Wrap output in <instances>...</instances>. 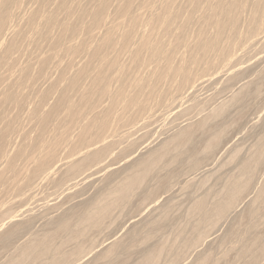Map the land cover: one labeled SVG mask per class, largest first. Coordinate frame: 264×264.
Masks as SVG:
<instances>
[{
    "label": "bare ground",
    "instance_id": "6f19581e",
    "mask_svg": "<svg viewBox=\"0 0 264 264\" xmlns=\"http://www.w3.org/2000/svg\"><path fill=\"white\" fill-rule=\"evenodd\" d=\"M21 2V0H19ZM19 1L18 0H0V38L3 35V31L5 28V25L7 24L8 21L13 20L14 19L12 17H15L16 15L17 18L19 17V15H21L20 11H21V6L19 5ZM29 1V0H27ZM32 1V0H31ZM51 0H38V6L35 9H32V11L29 12L28 15H26L23 18V24L24 27L22 28H18L16 27L15 23L13 28H9L10 29V33L12 35V40H10L9 42H5L4 40H0V68L1 66L4 67V65L11 63L12 59H14L15 57L12 56L13 53L15 55V52H17L19 50V45L16 46L17 43V39L23 38L27 43L30 44H34L35 46H39L40 42L43 44L44 41H48V33L46 30L52 28V27H58V36L51 42L50 45H46L47 48L48 46L51 49V55L50 57H46L44 59L41 60V65L43 67H45V65L47 64V62L49 63L50 58H52V56L56 59L60 58L61 53H63L62 55L66 56L68 59V61H73L75 58H78L82 55H85L86 58L85 60H80V62L78 60H76V62L78 61L81 65L77 66L76 63V68L74 70L69 71L67 68V66H58L57 68H54L58 71L57 72V76H58V80L55 81L54 79V83L49 82L50 85L52 83L51 86H53V88L48 85V88L50 86V89H46L45 91L41 90V94H39L38 96V100L40 102H38L39 104L41 103V101L43 102L44 100L47 101V97L50 100L49 95L51 94V96L53 95V93L57 94L56 100L54 102L53 100V104L50 105V107L47 109V111H44V113H39L35 110H33L32 112H30L28 115L29 119L32 121H35L36 123H34L35 125L38 124L39 128H38V133H37V137L39 138L40 141H42V144L38 145L37 147H34L32 145L36 144L34 142H31V146L33 148H35V150L31 147V151L32 153H35V156L33 157L32 161L29 162L31 159V157H29L28 154L29 150H30V146H29V150L27 152V157H29V161L27 158V163H33V164H27L29 166L32 165V169L30 170L29 167L28 169L31 171L29 174L26 173L25 169V173L26 176H21L22 180L19 178L17 179L18 182L20 181L21 183H19V185L21 187H30L32 186V183H35L34 180L37 179L38 181V176L40 175L42 178V174L44 171H47L46 173H44L45 175V180L49 179L48 181H50L52 179L55 173L58 174L61 172V177L58 179L57 184L63 183L61 182L62 180H65L63 178H67L65 181H71L72 177L74 178L76 175L80 174V178H81V173H83L85 170L87 171L86 173H88V169H90V167L94 164H98L101 160L102 157H104L108 152V149L111 145L110 143H105L104 146L102 145V147H97L98 148H93L92 146L95 145V141L97 143V140H99V136L101 133L104 132V130L107 128V126L109 125V121L110 118L113 114H115L117 111H127L129 112L130 110H133L134 107L141 110L144 109L145 107H147L148 104L155 103L157 100L163 96L167 97L166 100H173L175 97L178 96H183L182 93L186 90L189 89L190 86H192L193 84H195L196 81H199L201 83H199L198 85L200 86V84L207 82L209 79H204V77H210L213 74H215L218 71H214L218 70L219 66L223 67V65H225V60H227V56L229 54V52H231L234 48L236 49L237 45L239 44L240 41H243L242 39H253L255 36H259L257 35L259 32H261V30L264 28V0H76L75 3L71 2L72 0H70V2H66V0H57L56 2V6L52 11L47 10L48 12L45 13V10H43L44 8L46 9V7H44V5H47ZM54 1V0H52ZM54 4V3H52ZM51 5V4H50ZM23 7V5H22ZM44 7V8H43ZM112 8L113 13L115 18H109L108 16V10ZM51 9V8H50ZM23 10V9H22ZM25 11V10H24ZM140 11H142L143 15L140 14ZM27 12V11H25ZM23 13V12H22ZM46 14V15H45ZM62 15V17L59 16ZM74 18L73 20H69V21H73L72 23L67 21V18L65 19V17ZM64 17V18H63ZM12 18V19H11ZM21 17H19L20 19ZM62 18V19H61ZM72 18V19H73ZM18 19V20H19ZM66 21H64V20ZM21 20V19H20ZM19 20V21H20ZM16 22V21H15ZM11 23V22H10ZM21 24V23H19ZM18 26V25H17ZM21 26V25H20ZM243 26V30L240 29ZM8 27V26H7ZM26 27V29H25ZM146 29V31H143L141 29ZM101 31V34H100ZM8 32V30H7ZM6 32V33H7ZM56 32V31H55ZM54 33V32H51ZM9 34V33H7ZM262 34V33H259ZM7 36V35H5ZM56 36V35H55ZM78 37L80 40L77 42H73L71 44L65 45L63 42L65 37ZM263 37V36H262ZM51 38V37H50ZM242 38V39H241ZM256 38V37H255ZM241 39V40H240ZM9 40V38H8ZM22 40V39H21ZM71 40V39H70ZM245 40V41H246ZM255 40V39H254ZM16 44H15V42ZM23 41V40H22ZM69 41V40H68ZM67 41V42H68ZM258 41V40H257ZM49 43V42H48ZM249 43V42H248ZM247 43V44H248ZM252 43V41H251ZM260 44V43H259ZM45 45V44H44ZM15 47H17L18 49H16ZM26 48V46H25ZM24 48V49H25ZM15 49L17 51H15ZM34 49V48H33ZM184 49L187 54L188 57L187 59H179V50ZM15 51V52H14ZM60 51V53H59ZM234 51V50H233ZM20 52V50H19ZM23 52V51H22ZM28 52V51H27ZM30 52V51H29ZM241 52V51H240ZM255 52V51H254ZM20 55V54H19ZM37 55V54H36ZM181 55V54H180ZM261 55V54H260ZM122 56H126L128 58V63H124L121 57ZM187 56V55H186ZM230 56V55H229ZM14 57V58H12ZM58 57V58H57ZM62 57V56H61ZM226 57V58H225ZM262 57V56H261ZM32 58V57H31ZM244 58V57H243ZM62 59V58H61ZM65 59V60H66ZM79 59V58H78ZM81 59V58H80ZM255 59V58H254ZM257 59V58H256ZM40 60V59H39ZM53 60V59H52ZM51 61V60H50ZM61 61V60H60ZM64 61V60H63ZM228 61V60H227ZM231 61V60H230ZM13 62V61H12ZM15 62V61H14ZM32 62V61H31ZM55 62V61H53ZM33 63V62H32ZM51 63V62H50ZM231 62H229L228 64H230ZM14 63H11V65ZM63 64V63H61ZM228 64H226L227 70L226 71H230V66H228ZM6 67H9V66ZM10 65V67H12ZM19 65V64H18ZM58 65V64H57ZM60 65V64H59ZM263 65V64H262ZM16 67V65H14ZM13 66V67H14ZM20 66V65H19ZM31 66V65H30ZM2 67V68H3ZM9 67V68H10ZM14 67V68H15ZM23 67V65L21 66ZM48 67V66H47ZM218 67V68H217ZM14 68H12L13 70H15ZM18 68V66L16 67ZM30 67H28L27 65L24 66L22 69L17 70L18 75L15 71L17 76H19V71L22 75H30ZM46 68V67H45ZM73 68V67H72ZM217 68V69H216ZM247 68V67H246ZM5 69V68H4ZM11 69V68H10ZM31 69V68H30ZM42 69V68H41ZM53 69V68H52ZM222 69V68H221ZM237 69V68H236ZM264 69V67H263ZM7 70V69H6ZM225 70V69H224ZM1 71V70H0ZM29 71V72H28ZM49 71V70H48ZM54 71V70H53ZM143 71V72H141ZM212 71V72H211ZM214 71V73H213ZM225 71V73H226ZM12 72V71H11ZM12 72V74H13ZM55 72V71H54ZM213 73L211 75H209V73ZM220 72V71H219ZM232 72V70H231ZM1 73V72H0ZM10 73V72H9ZM53 73V72H52ZM208 73V75H206ZM223 73V71H222ZM20 74V77H21ZM28 74V75H27ZM221 74V73H220ZM231 74V73H230ZM264 74V72L262 73ZM11 75V74H10ZM202 75V77H201ZM222 75V74H221ZM152 76V78H151ZM217 76V75H216ZM262 76V75H261ZM2 77V76H1ZM9 77V76H8ZM19 77V78H20ZM23 77V76H22ZM21 77V78H22ZM150 77V78H148ZM232 77V76H230ZM229 77V78H230ZM14 78V77H13ZM17 79L15 81H12L11 83L8 82V84L6 83V85H4L5 89L2 93V96L0 98V104L2 103L3 105H7V104H14L15 106H17L18 108V92L20 93V89H22L21 87V83ZM28 78V77H27ZM26 79V78H25ZM30 79V78H29ZM44 79V78H43ZM150 79V80H148ZM251 79V78H250ZM24 80V79H23ZM211 80V79H210ZM220 80V79H219ZM236 80V79H235ZM22 81V79L20 80ZM27 81V80H26ZM29 81V80H28ZM27 81V82H28ZM84 81H86V83H83ZM150 81V82H148ZM212 81V80H211ZM210 81V82H211ZM216 81V80H215ZM264 81V80H262ZM45 82V83H48ZM148 82V83H147ZM258 82V81H257ZM260 82V81H259ZM150 83V84H149ZM197 83V82H196ZM254 83V82H253ZM262 83V82H261ZM25 85H27L26 83H24ZM22 83V85H24ZM208 84V83H207ZM211 84V83H210ZM247 84V83H246ZM203 85V84H202ZM212 85V84H211ZM230 85V84H229ZM242 85V84H240ZM262 85V84H261ZM148 86V87H147ZM205 86V85H204ZM254 86V85H252ZM256 86V84H255ZM264 85H262L263 87ZM3 87V86H2ZM21 87V88H20ZM24 87V86H23ZM40 87V86H39ZM189 87V88H188ZM246 87V86H245ZM257 87V86H256ZM148 88V90H147ZM251 88V87H250ZM253 88V87H252ZM259 88V87H258ZM258 88L254 91L257 92ZM264 88V87H263ZM146 89V90H145ZM227 89V88H226ZM231 89V88H230ZM234 90V89H233ZM249 90V89H248ZM261 90H263L261 88ZM187 91V90H186ZM185 91V92H186ZM192 91V90H191ZM215 91V90H214ZM247 91V89H246ZM253 91L250 89V92ZM2 92V91H1ZM22 92V91H21ZM34 92V91H33ZM217 92V91H216ZM249 92V93H250ZM190 93V92H189ZM214 93V92H213ZM244 94V91L241 92ZM247 93V92H246ZM245 93V94H246ZM253 93V92H252ZM255 93V92H254ZM260 93V92H259ZM258 93V94H259ZM28 94V93H27ZM26 94V95H27ZM193 94V93H192ZM219 94V93H218ZM240 94V95H243ZM228 95V94H227ZM234 95V94H233ZM238 95L237 93V99H241L242 96ZM250 95V94H247ZM245 95V96H247ZM21 96V95H20ZM187 96V95H186ZM218 96V95H217ZM236 96V95H235ZM234 96V97H235ZM240 96V97H239ZM244 96V97H245ZM37 96H35L36 98ZM211 97V95H210ZM233 97V99H235ZM243 97V98H244ZM180 98V97H179ZM177 98L175 102H178ZM216 98V97H215ZM248 98V96H247ZM250 98V97H249ZM213 99V98H212ZM231 99V100H233ZM235 99V100H237ZM20 100V99H19ZM26 100V99H25ZM181 100V99H179ZM242 100V99H241ZM240 100V102H241ZM34 101V100H33ZM172 101V102H173ZM182 101V100H181ZM211 101V100H209ZM35 102V101H34ZM103 102H106L105 104H102ZM171 102V103H172ZM180 102V101H179ZM183 102V101H182ZM229 102V101H228ZM238 102V101H237ZM244 102V101H243ZM20 103V102H19ZM28 103V102H27ZM174 103V102H173ZM172 103V104H173ZM219 103V102H218ZM1 104V105H2ZM38 104V105H39ZM44 104V103H43ZM185 104V103H184ZM227 104V103H226ZM237 104V103H236ZM12 105V106H14ZM34 105V104H33ZM42 104H40L41 106ZM154 105V104H153ZM157 105V104H156ZM168 107L170 105L167 104ZM221 105V102H220ZM11 106V107H12ZM20 106V105H19ZM30 106V105H29ZM39 106V108H40ZM228 106V105H227ZM231 106V105H230ZM244 106V105H243ZM1 107V106H0ZM34 107V106H33ZM171 107V106H170ZM215 107V106H214ZM219 107V106H217ZM216 107V108H217ZM234 107V106H233ZM5 108V106L3 107ZM8 108V106H7ZM163 108V107H162ZM178 108V107H177ZM206 108V107H205ZM215 108V109H216ZM224 108V107H223ZM1 109V108H0ZM35 109V108H34ZM148 109V108H147ZM155 109V108H154ZM175 109V108H174ZM191 109V108H190ZM194 109V108H193ZM220 109V108H219ZM8 110V109H7ZM20 110V109H19ZM150 110V109H149ZM165 110V109H163ZM211 110V109H210ZM218 110V109H217ZM216 110V111H217ZM224 110V109H223ZM230 110V109H229ZM228 110V111H229ZM238 110V109H237ZM6 111V108H5ZM10 111V110H9ZM18 111V110H17ZM43 111V110H42ZM145 111V110H143ZM202 111V110H201ZM200 111V112H201ZM133 112V111H132ZM166 112V111H165ZM169 112V111H168ZM198 112V111H197ZM219 112V111H218ZM217 112V114H218ZM223 112V111H222ZM20 113V112H19ZM137 113V111H136ZM247 113V112H246ZM17 114V113H16ZM121 114V113H120ZM128 116L129 114L126 113ZM152 114V113H151ZM158 114V113H157ZM203 114V113H202ZM206 114V113H204ZM203 114V115H204ZM216 113H214L215 115ZM221 114V113H220ZM243 114V113H241ZM262 114V113H261ZM264 114V113H263ZM1 115V114H0ZM5 115V114H4ZM1 115V121L2 123L5 122V125L3 128L4 134L6 132H12L14 128L13 123L15 124L17 119L16 118L15 122L14 119H9L11 117L8 116L7 113V117ZM18 115V114H17ZM135 115V114H134ZM159 115V114H158ZM161 115V114H160ZM165 115V114H164ZM213 115V114H212ZM219 115V114H218ZM217 115V116H218ZM23 116V115H22ZM25 116V115H24ZM151 116V115H150ZM172 116V115H171ZM186 116V115H185ZM194 116V115H193ZM235 116V115H234ZM9 117V118H8ZM15 117V116H14ZM27 117V118H28ZM114 117V116H113ZM112 117V118H113ZM155 117V116H154ZM165 117V116H164ZM169 117V116H168ZM182 117V116H180ZM179 117V118H180ZM204 117V116H203ZM212 117V116H211ZM221 117V116H220ZM223 117V115H222ZM221 117V118H222ZM230 117V116H229ZM121 118V117H120ZM167 118V116H166ZM214 118V116L212 117ZM216 118H219L216 117ZM240 118V117H239ZM242 118V116H241ZM261 118V117H260ZM131 119V118H130ZM133 119V117H132ZM153 119V118H152ZM156 119V117H155ZM184 119V118H183ZM204 119V118H203ZM220 119V118H219ZM229 119V118H228ZM234 119V118H233ZM19 120V119H18ZM23 120V119H22ZM162 120V119H161ZM181 120V119H180ZM213 121L211 118L209 119H204L198 122V123H194L195 125L188 127V128H184L181 132H177L178 135L176 136V138H174L172 141L170 142H166L163 143L164 145L162 147H160L159 149H157V151L154 153V155L152 156L149 155L148 158H145L147 156H145L144 158L146 160H142V162L140 161V166L139 169L134 171V172H130L131 176L130 179L125 180L126 176L123 177L124 178V182L122 183H116L119 184L117 186L118 188H115V190L117 189V191L113 194L112 198H111V202L109 203L114 204V206L117 205H123L125 206V204L129 203V197H131L130 195L133 193V191L140 185V183L142 184V181L146 178H148V176L145 178V176L150 173L152 174V170L153 168L155 169L154 165L158 162L161 161V159L164 157V155L167 153L168 150H170V148L172 146H179V145H183L185 146V144H189L191 147L189 149H193L195 152L197 150L194 149V147H199L201 148V146L203 145H196L198 141H196V139L198 138H202L203 135H208V131L214 129V126L211 125V121ZM216 119H214L215 121ZM21 121V120H20ZM24 121V120H23ZM51 121H55L57 124L55 127V132L52 130V132H54L56 135V139L53 141H50V136H49V141L46 140V142H44L42 139L45 137L44 135L46 134V130L50 127L49 122ZM221 121V120H220ZM235 121V119H234ZM252 121V120H251ZM25 122V121H24ZM144 122V120H143ZM150 122V121H149ZM196 122V121H195ZM216 122V121H215ZM212 122V123H215ZM264 122V121H262ZM21 123V122H20ZM26 123V122H25ZM113 123V122H112ZM153 123V122H152ZM164 123V122H163ZM219 126V122H217ZM235 123V122H234ZM252 123V122H251ZM145 124V123H144ZM222 124V123H221ZM237 124V123H236ZM52 125H54V123H52ZM111 125V124H110ZM113 125V124H112ZM111 125V127H112ZM184 125V124H183ZM16 126V125H15ZM19 126V125H18ZM29 126V125H28ZM33 126V125H32ZM47 126H49L47 128ZM136 126V125H135ZM152 126V125H151ZM155 126V125H154ZM180 126V125H179ZM222 126V125H221ZM233 126V125H232ZM238 126V125H237ZM110 127V126H109ZM145 127V126H144ZM235 127V126H234ZM234 127H232L234 129ZM249 127V126H248ZM219 127H217L218 129ZM225 128V127H224ZM223 128V129H224ZM237 128V127H236ZM1 129V128H0ZM36 129V128H35ZM139 129V128H138ZM142 129V128H141ZM222 128H220V130H218V132H216L217 130H215V133L211 132V137H209V140H206L207 143L203 146V151L204 149L206 150V152L208 151L207 149H212V148H217L218 150V145L219 144V140L222 138L220 137V135L223 133V130H221ZM239 129V128H238ZM248 129V128H247ZM19 130V128H18ZM24 130V129H23ZM29 130V129H28ZM49 130V129H48ZM70 130H74L77 132V137L74 136V141L69 140V131ZM110 130V128H109ZM112 130V129H111ZM145 130V129H144ZM152 130V129H151ZM30 131V130H29ZM238 131V130H237ZM73 132V131H72ZM75 132V133H76ZM110 132V131H109ZM108 132V133H109ZM112 132V131H111ZM115 132V131H114ZM149 132V130H148ZM227 132V131H226ZM252 132V131H251ZM21 133V131H20ZM49 133V132H48ZM107 133V134H108ZM113 133V132H112ZM208 133V134H207ZM263 133V132H262ZM2 134V133H1ZM8 134V133H7ZM15 134V133H14ZM53 134V133H52ZM72 134V133H71ZM110 134V133H109ZM118 134V133H117ZM9 135V134H8ZM54 135V134H53ZM105 136V134H103ZM113 135V134H112ZM115 135V134H114ZM146 135V134H145ZM148 135V134H147ZM214 135V136H213ZM224 135V134H223ZM31 136V135H30ZM43 136V138L41 139V137ZM111 134L106 137L110 138ZM116 136V135H115ZM119 136V135H118ZM167 136V135H166ZM14 137V136H12ZM26 137V136H25ZM53 137V136H51ZM113 137V136H111ZM208 137V136H207ZM225 137V136H224ZM24 138V137H23ZM75 138H77L75 140ZM108 138H106L107 140H109ZM118 138V137H117ZM171 138V137H170ZM204 138V136H203ZM220 138V139H219ZM258 138V137H257ZM5 138H3V135H0V160L4 159L5 165L8 168V171H12L15 172L18 170H16V164L15 161L17 159V157L21 156L23 153H26V149H20L17 150V154L14 156L11 155H5V146L7 144V139L4 140ZM47 139V138H46ZM71 139L73 140V138L71 137ZM112 144L116 141L113 138ZM122 139V136H121ZM120 139V140H121ZM165 139V138H164ZM223 139V138H222ZM248 139V138H247ZM262 139V137H261ZM24 140V139H23ZM38 139H36L35 141H37ZM102 140V138H101ZM105 141V138L103 139ZM102 140V143H104ZM106 140V142H107ZM204 140V139H203ZM243 140V139H242ZM250 140V139H249ZM263 140V139H262ZM262 140H260L261 142H263ZM13 141V140H12ZM17 141V140H16ZM29 141V140H28ZM111 140H109L110 142ZM14 142V141H13ZM12 142V143H13ZM24 142V141H22ZM27 142V141H26ZM94 143V144H90V143ZM162 142V141H161ZM201 142V141H200ZM227 142V141H226ZM248 142V141H247ZM254 142V141H253ZM259 142V143H261ZM19 143V142H18ZM98 143L100 144L101 141L99 140ZM101 143V144H102ZM121 143V142H119ZM126 143V142H125ZM140 143V142H139ZM203 143V142H201ZM245 143V142H244ZM9 144V142H8ZM25 144V143H24ZM27 144V143H26ZM28 144V145H30ZM98 144V145H99ZM118 144V143H116ZM160 144V143H159ZM67 145V148L63 147L64 149H68V146H70L69 149H73L74 153L77 154V150L79 148L84 147V154L81 157L82 154H79L80 158L78 157V159H75V161H71L70 159H68V157H64V158H60L57 157V151L60 150V148L62 149V146ZM114 145V144H113ZM120 145V144H119ZM260 145V144H259ZM263 145V144H262ZM260 145L258 147L257 150H259V148L262 146ZM10 146V144L8 145ZM7 149L9 150L10 148ZM22 146V145H21ZM112 146V145H111ZM116 146V145H115ZM24 147V145H23ZM90 147H92V149H89ZM95 147V146H94ZM119 147V146H118ZM131 147V146H130ZM159 147V146H158ZM157 147V148H158ZM175 147H172L174 149H176ZM182 146H179V148ZM22 148V147H21ZM121 148V147H120ZM198 148V150H199ZM14 149V148H13ZM33 149V150H32ZM118 149V148H117ZM116 149V150H117ZM128 149V148H126ZM130 149V148H129ZM174 149L172 151H174ZM188 148L187 150L190 151ZM263 149V147H262ZM262 149H260L261 151H258V153H256L257 155L253 154L252 156H254L255 160H251L252 163L254 162V164H258L261 159L263 158V152ZM80 150V149H79ZM78 150V152H79ZM111 150V147H110ZM178 150V148H177ZM180 150V149H179ZM202 150V149H201ZM243 150V149H242ZM254 150V149H253ZM7 151V150H6ZM62 151V150H61ZM61 151H59L61 153ZM65 151V150H64ZM62 151V152H64ZM72 151V150H71ZM70 151V152H71ZM125 151V150H124ZM127 151V150H126ZM192 151V152H194ZM208 151V152H209ZM255 151V150H254ZM264 151V150H263ZM29 152V153H30ZM82 152V149H81ZM114 152V151H113ZM117 152V151H116ZM170 151H168L169 154ZM199 152V151H197ZM196 152V153H197ZM201 152V151H200ZM205 152V151H204ZM219 152V151H218ZM227 152V151H226ZM8 153V151H7ZM6 153V154H7ZM16 153V152H15ZM68 153V152H67ZM67 153L64 154L65 156H67ZM110 153V151H109ZM176 153V152H175ZM179 153V152H178ZM187 153V152H186ZM59 154V153H58ZM72 154V153H71ZM74 154V155H76ZM167 154V155H168ZM173 154V153H172ZM177 154V153H176ZM180 154V153H179ZM208 154V153H206ZM212 154V153H211ZM233 155V153H231ZM230 154V156H231ZM251 154V153H250ZM24 155V154H23ZM26 155H24L26 157ZM34 155V154H32ZM31 155V156H32ZM63 155V156H64ZM70 155V154H69ZM68 155V156H69ZM104 155V156H103ZM178 155V154H177ZM197 155V154H196ZM59 156V155H58ZM61 156V155H60ZM71 157H73L72 155H70ZM69 156V157H70ZM78 156V155H76ZM111 156H113L111 154ZM151 156V157H150ZM183 156V155H181ZM210 156V155H208ZM62 157V156H61ZM70 157V158H71ZM107 157V156H105ZM178 157V156H177ZM180 157V155H179ZM191 157V156H190ZM193 157V156H192ZM195 157V155H194ZM262 157V158H261ZM23 157H21L22 159ZM166 158V157H164ZM176 158V157H175ZM238 158V157H237ZM253 158V157H252ZM250 158V159H252ZM253 158V159H254ZM20 160V158H18ZM170 159V158H169ZM198 159V158H197ZM201 159V158H200ZM199 159V160H200ZM240 159V158H239ZM249 159V160H250ZM25 160V159H23ZM105 160V158H104ZM180 160V159H179ZM182 160V159H181ZM193 160V159H192ZM207 160V158H206ZM236 160V159H235ZM241 160V159H240ZM102 161V160H101ZM122 161V160H121ZM120 161V162H121ZM124 161V160H123ZM122 161V162H123ZM172 161V160H170ZM243 161V160H242ZM248 161V160H247ZM250 161V162H251ZM263 161V160H262ZM261 161V162H262ZM3 162V163H4ZM125 162V161H124ZM174 162V161H173ZM178 162V160H177ZM181 162V161H180ZM236 162V161H235ZM249 162V161H248ZM249 162V163H250ZM58 164V167L56 168ZM102 163V162H101ZM100 163V164H101ZM169 163V162H167ZM192 163V162H191ZM201 163V162H200ZM233 163V162H232ZM247 163V162H246ZM248 163V164H249ZM103 164V163H102ZM178 164V163H177ZM181 164V163H180ZM204 164V162H203ZM207 164V163H206ZM231 164V163H230ZM245 163H243L244 165ZM248 164H245V166L240 167L241 170H243V174L245 175H249V173L251 174V170L255 169V166L253 164L249 165V166H253L254 168L252 169L251 167L248 166ZM263 164V163H262ZM2 165V163H1ZM0 165V169L2 168ZM105 165V164H103ZM157 165V164H156ZM172 165V164H171ZM194 165V162H193ZM198 164H196L197 166ZM208 165V164H207ZM259 166L261 165V163L258 164ZM257 165V166H258ZM3 166V165H2ZM92 166V169H94ZM131 166V165H130ZM136 166V165H135ZM241 166V165H240ZM256 166V167H257ZM96 167V166H95ZM101 167V166H100ZM110 167V166H109ZM112 167V166H111ZM132 167V166H131ZM157 167V166H156ZM167 167V166H166ZM178 167V166H177ZM192 167V166H191ZM31 168V167H30ZM97 168V167H96ZM168 168V167H167ZM170 168V166H169ZM210 168V167H209ZM258 168V167H257ZM257 168L256 171L254 170V172H257ZM21 169V168H20ZM23 169V168H22ZM27 169V170H28ZM98 169V168H97ZM107 166L106 167H101L98 170L94 169V173L93 174H85L89 175L87 177H85V179L88 178H92L91 176L95 175H99L101 172L106 173ZM136 169V168H135ZM164 169V168H163ZM192 169V168H191ZM169 170V169H168ZM187 170V169H186ZM207 170V169H206ZM261 170V169H260ZM3 171V169H2ZM6 169V172H8ZM23 171V170H22ZM21 171V172H22ZM96 171V172H95ZM110 171V170H109ZM154 171V170H153ZM20 174L21 172L18 171ZM29 172V171H27ZM89 172H91V169L89 170ZM120 172V171H119ZM129 172V171H128ZM167 172V171H165ZM164 172V173H165ZM253 172V171H252ZM254 172L252 175H250V177H248L249 179L251 178V176H254ZM42 173V174H40ZM83 173V174H84ZM117 173V172H115ZM128 173V174H130ZM7 174V173H6ZM15 174V173H13ZM17 174V173H16ZM28 174V175H27ZM82 174V175H83ZM84 174V175H85ZM102 174V173H101ZM114 174V173H112ZM126 174V173H125ZM124 174V175H125ZM167 174V173H166ZM170 174V173H169ZM169 174L167 175V177L169 176ZM173 173H171L172 175ZM11 175V174H10ZM25 175V174H24ZM60 175V174H59ZM183 175V174H182ZM69 176H72L69 180ZM94 176V177H95ZM154 176V175H153ZM59 177V176H58ZM76 176V178H78ZM83 177V176H82ZM99 177V176H98ZM97 177V178H98ZM110 177L111 174H110ZM128 177V178H129ZM171 177V176H170ZM174 177V176H173ZM176 177V176H175ZM184 177V176H183ZM196 177V176H195ZM10 178V176H9ZM41 178L39 179L41 181ZM43 178V179H44ZM51 178V179H50ZM165 178V177H163ZM192 178V177H191ZM194 178V177H193ZM227 178V177H226ZM231 178V177H230ZM229 178V180H230ZM235 178V177H234ZM247 178V177H246ZM244 178V179H246ZM8 178L5 177L4 172H0V185L4 186V183H7L6 181ZM54 179V178H53ZM57 180V178H55ZM85 179L83 178L82 180L85 181ZM96 179V178H94ZM94 179H92L94 182ZM117 179V178H116ZM121 179V178H120ZM157 179V178H156ZM169 179V178H168ZM167 179V180H168ZM173 179V178H172ZM188 179V178H186ZM236 179H234V181L236 182ZM253 179V178H252ZM10 180V179H9ZM75 180V179H74ZM73 180V181H74ZM81 180V179H80ZM97 180V179H96ZM119 180V179H118ZM123 180V179H122ZM148 180V179H146ZM163 180V179H162ZM170 180V179H169ZM168 180V181H169ZM221 180V179H220ZM228 180V181H229ZM14 181V180H13ZM90 181V180H89ZM101 181V180H100ZM105 181V180H104ZM107 181V180H106ZM114 181V180H113ZM143 181V182H144ZM243 181V180H242ZM240 181V182H236L231 184V186L225 187L223 188V191L226 188L232 187L231 189H228L227 192H223L225 193L223 196V200L220 199V202H216L218 203V206L216 205V209L211 210L212 213H208L209 215H206L205 212L207 211V209H204V206L207 208V203L204 202V200L200 201L199 203L197 202L196 207L192 205L193 207V211L195 213V215L197 216V210L198 211H205L203 213V215L205 214L207 216V218H209L210 220L213 219H218V222H220L225 214V212L227 211H232L234 208L233 206L235 205V202L240 198L239 196L243 195L244 190L248 191L246 188L250 187L248 185H251V183L247 184L245 183V181ZM247 181V182H249ZM45 182V181H44ZM52 183V180L50 181ZM82 182V181H81ZM80 182V183H81ZM87 182V181H86ZM111 182V181H110ZM117 182V181H116ZM230 182V181H229ZM17 183V182H16ZM40 183V182H39ZM43 183V180L42 182ZM47 185L48 182L46 180L45 182ZM54 183V181H53ZM68 182L63 183V185L65 186V184ZM75 183V182H74ZM73 183V185H74ZM79 183V182H78ZM77 183V184H78ZM109 183V182H108ZM166 183H168L167 181L164 182L163 187L165 185H167ZM226 183V182H225ZM11 185V183H9ZM18 184V183H17ZM69 184V183H68ZM82 184V183H81ZM88 184V182H87ZM159 184V183H158ZM162 184V183H161ZM197 184V183H196ZM218 184V183H217ZM262 184V183H261ZM37 185V182H36ZM40 185V184H38ZM37 185V186H38ZM45 185V184H44ZM60 186V184H58ZM62 185V184H61ZM108 185V184H107ZM112 185V184H111ZM180 185V184H179ZM220 185V184H219ZM9 186V185H8ZM35 186V185H34ZM51 186V185H50ZM56 186V185H55ZM69 186V185H68ZM100 186V185H99ZM158 187H160L161 190V186L157 185ZM227 186V185H225ZM253 186V185H252ZM11 187H15L14 183L13 185H11ZM33 187V186H32ZM72 187V185H71ZM104 187V186H103ZM110 187V186H109ZM113 187V186H112ZM183 187V186H182ZM17 188V185H16ZM19 188V187H18ZM23 188V189H24ZM36 188V187H35ZM40 188V187H39ZM53 188V187H52ZM62 188V187H61ZM60 188V189H61ZM70 187H67L68 190ZM74 188V187H73ZM147 188V187H146ZM165 188V187H164ZM188 188V187H187ZM6 189V188H5ZM21 189V188H20ZM33 189V188H30ZM59 189V188H58ZM90 189V188H89ZM105 189V188H104ZM136 189V190H137ZM142 189V188H141ZM166 189H170V188H166ZM249 189V188H248ZM15 190V189H14ZM18 190V189H16ZM35 190V189H34ZM48 190V189H47ZM66 190V189H65ZM140 190V189H138ZM158 190V189H157ZM165 190V189H164ZM182 190V189H181ZM187 190V189H186ZM222 190V188H221ZM8 191V190H7ZM12 191V190H11ZM20 191V190H18ZM26 191V189H25ZM31 190H28L27 195L30 194V196L33 195V190L30 192ZM72 191V190H71ZM106 191V190H105ZM143 191V190H142ZM146 191V190H145ZM55 192V191H54ZM87 192V190H86ZM110 192V190H109ZM107 192V193H109ZM135 192V191H134ZM165 192V191H164ZM257 192V191H256ZM255 192V193H256ZM10 193V192H9ZM39 193V192H38ZM37 193V194H38ZM95 193V192H94ZM213 193V192H212ZM220 193H222V191H220ZM222 193V194H223ZM3 194V193H1ZM8 194V193H7ZM24 194H26L25 192L22 193L21 192V196H18V200H20L19 198H23L28 200L29 196L23 197ZM48 194V193H47ZM63 194V193H62ZM134 194V193H133ZM146 194V193H145ZM152 194V193H151ZM175 194V193H174ZM4 195V194H3ZM20 195V194H19ZM23 195V196H22ZM49 195V194H48ZM108 195V194H107ZM135 195V194H134ZM137 195V194H136ZM153 195V194H152ZM176 195V194H175ZM220 195V194H218ZM245 195V194H244ZM9 196V195H8ZM43 196V195H42ZM78 196V195H77ZM106 196V195H105ZM110 196V195H108ZM108 196H107V200H108ZM207 196V195H206ZM213 196V195H212ZM222 195H220L221 197ZM246 196V195H245ZM4 197V196H3ZM214 197V196H213ZM249 197V195H248ZM21 198V201H23V199ZM53 198V197H52ZM84 198V197H83ZM100 198V197H99ZM102 199L104 197H101ZM144 198V196H143ZM147 198V197H146ZM151 198V197H150ZM8 199V198H7ZM17 199V198H16ZM32 198H30L31 200ZM95 199L96 201L92 204L91 203V207L86 210L85 212H80L76 214V220L75 222H71L72 225L70 224L71 220H68L67 217H62L60 219H58L56 221L55 226H58V230L60 231V234L63 232L68 233L70 242L74 241V242H78V239L80 237H82V235L86 234L85 230L87 228H93V229H98L99 227H101V224L103 223L102 221L109 215L111 214L110 212V207L112 206H106V204L109 202V200L107 202H103L106 203L103 205V207L101 206L102 201H106V199ZM242 199V197H241ZM255 203L257 205L252 204L254 202V198H253V202L251 203V206L248 208L247 206V211H245V213H242V216H238L237 218V222L235 221V224L237 225H243L244 226V230L246 232L245 235L250 234L248 237L243 235V238H241L242 235H240L239 237L241 238L239 240V242H244L246 239L250 240V244L249 246H244V243H242V245L239 244L240 247L235 248L236 253H234V255H236L239 259L242 260L243 264H255L256 261L261 258L262 256V260H263V256H264V238L262 237V229L260 230V228L262 227L264 229V216L260 215L261 213H259L260 216H262V219H258V208L259 204L261 205V203L264 202V187L263 189L260 190L259 195L257 196V198H255ZM14 200V199H12ZM17 200V201H18ZM132 200V199H131ZM171 200V199H170ZM200 200V199H199ZM206 200V199H205ZM217 200H218V196H217ZM21 201H19L21 203ZM35 201V200H34ZM33 201V203H34ZM40 201V200H39ZM73 201V200H72ZM153 201V200H152ZM198 201V200H197ZM215 201V200H214ZM241 201V200H240ZM13 202V201H11ZM26 203V201H24ZM24 202L20 205H25ZM29 202V201H28ZM211 202V201H210ZM43 203V202H42ZM84 203V202H83ZM142 203V202H141ZM151 203V202H150ZM193 203V202H192ZM206 203V204H205ZM213 203V202H212ZM238 203V201H237ZM236 203V205H237ZM10 204V202H9ZM12 205H14L13 203H11ZM18 204V203H17ZM62 204V203H60ZM138 204V203H137ZM209 204V203H208ZM264 204V203H263ZM3 205V204H2ZM19 205V207H21ZM30 205V204H29ZM40 205V204H39ZM47 205V204H46ZM152 205V204H151ZM250 205V204H249ZM18 206V205H17ZM33 206V205H32ZM48 206V205H47ZM105 206V207H104ZM142 206V205H141ZM161 206V205H160ZM209 206V205H208ZM257 206V207H256ZM14 207V206H13ZM27 207V206H26ZM88 207V206H87ZM117 207V206H116ZM125 207H128L125 206ZM135 207V206H134ZM138 207V206H137ZM149 207V206H148ZM214 207V206H213ZM11 208V205H10ZM38 208V207H37ZM64 208V207H63ZM196 208V210L194 209ZM233 208V209H232ZM87 209V208H86ZM112 209V208H111ZM122 209V208H121ZM142 209V208H141ZM157 209V208H156ZM173 209V208H172ZM212 209V208H211ZM22 210V209H21ZM20 210V211H21ZM65 210V209H64ZM70 211L72 209H69ZM68 210V211H69ZM114 210V209H113ZM116 210V209H115ZM210 210V208H209ZM32 211V210H31ZM40 211V210H39ZM46 211V210H45ZM67 211V210H66ZM69 211V212H70ZM74 211V215H75V210ZM164 211V210H162ZM189 211V210H188ZM187 211V212H188ZM196 211V212H195ZM261 211V210H260ZM264 211V209H263ZM10 212V211H9ZM26 212V211H25ZM36 212V211H35ZM78 212V211H77ZM114 212V211H113ZM137 212V211H136ZM179 212V211H178ZM177 212V213H178ZM209 212V211H207ZM206 212V213H207ZM226 212V214H227ZM182 213V212H181ZM199 214L202 215V213L198 212ZM224 213V214H223ZM229 213V212H228ZM264 213V212H263ZM9 214V213H8ZM42 214V213H41ZM71 214V212L69 213ZM140 214V213H139ZM163 217L165 216V213H163ZM167 214V212H166ZM171 214V213H170ZM175 214V213H174ZM223 214V215H222ZM241 214V213H240ZM60 215V214H59ZM72 215V214H71ZM161 215V214H160ZM178 215V214H177ZM192 215V214H191ZM222 215V216H221ZM239 215V214H237ZM264 215V214H263ZM17 216V215H16ZM25 216V215H24ZM40 216V215H39ZM67 216V215H66ZM112 216V215H111ZM152 216V215H151ZM158 216V215H157ZM162 216V215H161ZM160 216V217H161ZM174 216V215H173ZM222 218H221V217ZM12 218L14 216H11ZM11 217L10 221H11ZM20 217V216H19ZM33 217V216H32ZM73 217V215H72ZM175 217V216H174ZM195 217V216H194ZM219 217L221 218L219 221ZM237 217V216H236ZM235 217V218H236ZM15 218V217H14ZM23 218V217H22ZM44 218V217H43ZM70 218V217H69ZM110 218V217H109ZM118 218V217H117ZM159 218V216L157 217V219ZM199 218V217H198ZM224 218H226L224 216ZM260 218V217H259ZM57 219V218H56ZM55 219V220H56ZM72 219V218H71ZM72 219V220H73ZM113 219V218H112ZM156 219V220H157ZM162 219V217L160 218ZM159 219V220H160ZM165 219L171 220L169 217ZM205 219V217H204ZM203 219V220H204ZM208 219V220H209ZM54 220V221H55ZM154 220V219H153ZM154 220V222L156 221ZM163 220V219H162ZM201 220V218H200ZM203 220L201 221L203 223ZM213 222V224L216 222ZM14 221V220H13ZM199 221V220H198ZM197 221V222H198ZM233 221V222H234ZM4 222V220H3ZM7 222V220H6ZM31 222V221H30ZM51 222V221H50ZM107 222V221H106ZM158 222V221H157ZM167 222V220H166ZM166 222H164L166 224ZM170 223V221H168ZM205 222V220H204ZM207 222V219H206ZM205 222V224H206ZM211 221H208V223H210ZM232 222V224H233ZM19 223V222H18ZM55 223V222H54ZM53 223V224H54ZM144 223V222H143ZM150 223V221H149ZM148 223V224H149ZM159 224L161 222H158ZM13 224V223H12ZM9 230H5V232H0L3 233L0 236V245H5L6 243H8V241L10 240L11 243L12 241L14 242L15 240V235L19 232V229L21 225H13ZM20 224V223H19ZM26 224V222L24 223ZM22 224V226L24 225ZM52 224V225H53ZM77 224H79L78 226L80 228H78ZM146 224V225H148ZM157 224V223H156ZM155 224V225H156ZM157 224V228L160 229L161 225ZM174 224V223H173ZM180 224V223H179ZM194 224V223H193ZM200 224V223H199ZM204 224V223H203ZM216 224V223H215ZM214 224V225H215ZM234 224V226H235ZM4 225V224H3ZM28 225V224H27ZM30 225V224H29ZM35 225V224H34ZM51 225V226H52ZM74 225V226H73ZM76 225V226H75ZM169 225V224H168ZM197 225V224H196ZM208 225V224H207ZM209 225L212 224L210 223ZM208 225V226H209ZM166 226V225H164ZM163 226V228H164ZM195 226V225H194ZM204 225L201 224V227L203 228ZM242 226V227H243ZM2 227V226H1ZM6 227V226H5ZM25 227V226H24ZM28 227V226H27ZM50 227V226H49ZM53 227V226H52ZM72 227H77L76 230H74V228ZM142 227V226H141ZM178 227V226H177ZM201 227H199V225L194 227V232H192L193 237H190V239H188V241L190 240V244L192 241V244L196 243L198 244L199 240H203V235L205 236L204 232L207 231H202L201 232ZM207 227V226H206ZM204 226V229L206 228ZM210 227V228H211ZM232 226H230L229 228L231 229ZM238 227V226H237ZM57 228V227H56ZM135 228V227H134ZM150 228V227H149ZM162 228V229H163ZM170 228V227H168ZM193 228V226H192ZM209 228V227H208ZM209 228V229H210ZM236 228V227H235ZM235 228L231 231V235L232 236H236L237 230H235ZM24 229V228H23ZM53 229V228H51ZM89 229V230H90ZM103 229V228H102ZM140 229V228H139ZM172 229V228H171ZM184 229V228H183ZM212 229V228H211ZM29 230V229H28ZM34 230V229H33ZM47 230V229H45ZM56 230V229H55ZM147 230V229H146ZM152 230V227L149 231ZM161 230V229H160ZM173 230V229H172ZM227 230V229H226ZM240 230V229H239ZM52 231V230H51ZM95 231V230H93ZM92 231V232H93ZM131 231V230H130ZM137 231V230H136ZM141 231V230H140ZM156 231V230H155ZM53 232V231H52ZM51 232V233H52ZM58 232V231H57ZM165 232V231H164ZM178 233V231H176ZM55 233V231H54ZM70 233V235H69ZM151 234V232H149ZM208 235L210 233V231L207 232ZM212 233V232H211ZM215 233V232H214ZM229 233V232H228ZM261 233V234H259ZM264 233V232H263ZM50 234V232H49ZM48 234V235H49ZM59 234V235H60ZM130 234V233H129ZM149 234V235H150ZM155 234V233H154ZM162 234V233H161ZM203 234V235H202ZM18 235V234H17ZM39 235V234H38ZM47 235V236H48ZM55 234H51V236L49 235L48 237H46V239L42 240V241H38V242H32L31 243V248L33 250L36 248H40V254L43 255V259L44 256L46 257V255L48 253L51 252V249L48 248L49 246V242H51L52 240V236H54ZM57 235V234H56ZM55 235V236H56ZM63 236H65V241L66 244L70 243L67 242L66 240V235L62 234ZM92 235V234H91ZM95 235V233H94ZM134 235V234H133ZM131 235V239H134V236ZM142 235V234H141ZM146 235V234H145ZM144 235V236H145ZM148 235V236H149ZM181 235V233H180ZM214 235V234H213ZM228 235V234H227ZM230 235V234H229ZM230 235V236H231ZM21 236V235H20ZM19 236V237H20ZM33 236V235H32ZM96 236V235H95ZM99 236V235H98ZM168 236V235H167ZM170 236V235H169ZM177 237H179L178 235H176ZM182 236V235H181ZM215 236V235H214ZM14 237V238H13ZM36 237V236H34ZM45 237V236H42ZM118 237V236H117ZM128 237V236H127ZM153 237V236H152ZM176 237V238H177ZM203 237V238H201ZM238 237V236H237ZM238 237V238H239ZM250 237V238H249ZM12 238L14 240H12ZM22 238V237H21ZM56 238V237H54ZM53 238V239H54ZM59 238L62 239L61 236H59ZM64 238V237H63ZM77 238V240L75 241V239ZM83 238V237H82ZM96 238V237H95ZM137 238V237H135ZM143 238V237H141ZM146 238V237H145ZM151 238V237H150ZM161 238V237H159ZM175 238V239H176ZM18 239V238H17ZM32 239V238H31ZM43 239V238H41ZM138 239V238H137ZM140 239V238H139ZM168 239V237H167ZM167 239L164 240V242H162L163 244H165V246L169 245L166 244L167 242H165ZM174 239V240H175ZM185 239V238H184ZM187 239V238H186ZM185 239V240H186ZM231 239V238H230ZM20 240V239H18ZM25 240V239H24ZM28 240V239H27ZM35 239H33L34 241ZM39 240V238H38ZM56 240V239H55ZM55 240H53L55 242ZM80 240H82L80 238ZM130 240V239H129ZM146 240V239H145ZM153 240V239H151ZM150 240V242H152ZM177 240V239H176ZM175 240V241H176ZM179 240V238H178ZM177 240V241H178ZM200 240V241H201ZM225 240V239H223ZM232 240V239H231ZM246 240V242L248 243V241ZM17 241V240H16ZM36 241V240H35ZM64 241V240H63ZM62 241V242H63ZM90 241V240H89ZM93 241V240H91ZM119 241V240H117ZM135 241V240H134ZM142 241V240H141ZM147 241V240H146ZM170 241V240H169ZM176 241V242H177ZM183 241V240H182ZM182 241L180 243H182ZM187 241V242H188ZM226 241V240H225ZM233 241V240H232ZM236 241V238H235ZM27 242V241H26ZM31 242V240L29 241ZM60 240V243H62ZM74 242L70 243L72 244L71 246L74 247ZM82 241H80L81 243ZM121 242V241H119ZM130 242V241H129ZM139 242V241H138ZM149 241H147L148 243ZM172 242L173 239H172ZM174 242V243H176ZM245 242V245H246ZM49 243V244H48ZM57 243V242H56ZM79 243V244H80ZM122 244L124 242H121ZM132 243V241L130 242V244ZM171 243V242H170ZM202 243V242H201ZM216 243V242H215ZM53 244V243H52ZM51 244V246L53 247V245ZM59 244V243H58ZM57 244V247H58ZM64 244V242L62 243ZM61 244V245H62ZM76 244V243H75ZM92 244V243H91ZM95 244V243H94ZM114 244V243H113ZM114 244L115 246L111 247L109 246L107 248L106 251H104L103 253H101L99 255V257L95 260H101L99 261L100 264L102 263V261L107 260L108 257L113 256L112 254H114L115 251H117V247L119 246L118 251L122 248V245L120 243ZM179 245V243H176ZM195 244V246H197ZM236 244V243H235ZM15 245V244H14ZM59 245V246H61ZM65 245V244H64ZM63 245V246H64ZM82 245V243H81ZM87 245V244H86ZM136 245L137 244V240H136ZM141 245V244H140ZM146 245V244H145ZM161 243L159 245H157L159 248L153 250L151 253L149 252V254L144 258V256H142L144 259L137 263V264H159L158 261L161 259L160 256H162V249L164 250V246L161 247ZM173 245V244H172ZM221 245V244H220ZM8 246V245H7ZM18 246V245H17ZM23 246V245H22ZM28 246V243L26 245V247ZM67 246H69V244H67ZM70 246V247H71ZM90 246V245H88ZM94 246V245H93ZM123 246H126L123 244ZM130 246V245H129ZM142 246V245H141ZM149 246V245H148ZM156 246V247H157ZM170 246V245H169ZM168 246V248H169ZM185 246V244L183 245V247ZM192 246V245H191ZM200 246V245H199ZM237 246V245H236ZM6 247V245H5ZM4 247V248H5ZM11 247V246H9ZM21 247V246H20ZM24 247V246H23ZM22 247V249H23ZM54 247L56 248V245L54 244ZM76 247V245H75ZM80 247V245L78 246V248ZM83 247V245H82ZM84 247H86L84 245ZM84 247L81 248H73L74 251L72 252L73 249L67 250L65 252L71 251V253L67 254H61L60 255H56L53 254L54 256H57L53 259L55 260H47L49 263L48 264H63L62 262H64L68 259L71 261V259L74 261L76 258H74L75 256H79L80 253V249L83 251V255H84ZM152 247L154 248L155 246L152 245ZM155 247V248H156ZM172 249L173 247L175 248L176 246H171ZM171 247L169 248L168 251H172ZM182 247V245H181ZM180 247V248H181ZM189 247V246H186ZM194 247V246H192ZM198 247V246H197ZM215 247V246H214ZM1 248V247H0ZM25 248V247H24ZM64 248V247H62ZM127 248V247H126ZM129 248V247H128ZM145 248V247H144ZM151 248V247H150ZM177 248V247H176ZM185 248V247H184ZM184 248H182L181 250H184ZM28 248L25 249L24 254L26 253V250ZM30 249V248H29ZM28 249V250H29ZM48 249H50V252H48ZM59 249V248H58ZM61 249V248H60ZM59 249V250H60ZM90 249V248H89ZM125 249V248H124ZM142 249V248H141ZM146 249V248H145ZM166 249V248H165ZM188 249V248H185ZM232 249V250H235ZM27 250V252H28ZM31 250V251H32ZM56 250V249H55ZM56 251L55 253H59L60 252ZM123 250V248H122ZM131 250V249H130ZM150 250V249H148ZM194 250V249H193ZM23 251V250H20ZM18 251V252H20ZM36 251V250H34ZM38 251V250H37ZM54 251V250H52ZM62 251V250H60ZM94 251V250H93ZM124 252L126 251L123 250ZM122 251V252H123ZM134 251V250H133ZM141 251V250H140ZM145 251V250H144ZM142 251V252H144ZM165 251V250H164ZM174 251V250H173ZM186 251V250H184ZM189 251V250H187ZM230 251V250H229ZM16 252V251H14ZM13 252V253H14ZM30 252V250H29ZM28 252V253H29ZM38 252V253H39ZM64 252V251H63ZM121 252V250H120ZM141 252V253H142ZM179 252V251H178ZM177 252V253H178ZM232 253V251H230ZM35 253V252H34ZM52 253V252H51ZM116 253V252H115ZM137 253V252H136ZM145 253V252H144ZM143 253V254H144ZM169 253V252H168ZM17 254V252L15 253ZM22 255V252L20 253ZM27 254V253H26ZM36 254V253H35ZM38 254V255H40ZM132 254V253H131ZM135 254V252H134ZM164 254V252H163ZM230 254V253H229ZM19 255L18 258L21 256ZM29 255V254H28ZM27 255V256H28ZM52 255V256H53ZM222 255V254H221ZM233 255V254H232ZM231 255V256H232ZM32 256V255H31ZM37 256V255H36ZM60 256V257H59ZM77 259H80L78 258ZM82 256V255H81ZM80 256V257H81ZM228 258V254L225 255ZM221 258V259H225ZM231 256L229 258H231ZM48 257V255H47ZM96 257V256H95ZM115 257V256H113ZM129 257V256H128ZM135 257V256H134ZM165 257V256H164ZM176 257V255H175ZM222 257V256H221ZM21 258H23V256H21L19 259L21 260ZM27 258H30L27 257ZM70 258V259H69ZM110 257V260L111 261ZM131 258V256H130ZM140 258V257H139ZM160 258V259H159ZM174 258V256H173ZM202 258V257H201ZM213 258V257H212ZM211 258V256H206L205 258L203 257L201 261H199V259L196 261V264H215L216 260H213ZM215 258V257H214ZM226 258V259H227ZM235 258V256H234ZM231 258V259H234ZM9 259V258H8ZM15 259V257H14ZM33 259V258H32ZM38 259V257H37ZM42 259V260H43ZM47 259V258H45ZM44 259V260H45ZM51 259V258H50ZM113 259V258H112ZM115 259V258H114ZM4 260V259H3ZM17 259H15L16 261ZM27 260V259H26ZM29 260V259H28ZM34 262L36 261L35 259H33ZM41 260V259H40ZM81 260V259H80ZM80 260H76V261H80ZM93 260V259H92ZM107 260V261H108ZM117 260V259H116ZM115 260V261H116ZM127 260V259H126ZM140 260V259H139ZM172 260V259H171ZM170 260V261H171ZM235 261L238 260L237 258L234 259ZM25 261V258H24ZM38 261V260H37ZM36 261V262H37ZM69 261V262H70ZM75 261V262H76ZM95 261H93L92 263H94ZM114 261V262H115ZM120 261V260H119ZM118 260L116 261L117 264L119 262ZM125 261V259H124ZM175 260L171 261L172 263ZM226 264L227 263V260ZM225 261L223 264H225ZM229 261V260H228ZM261 261V260H260ZM12 263V261H9ZM17 262V261H16ZM16 262L12 263V264H17ZM35 262V264H36ZM40 262V261H39ZM68 262V261H67ZM66 262V263H67ZM68 262V264H69ZM97 262V263H99ZM106 262V261H105ZM138 262V261H137ZM179 261H175V263H177ZM185 262V261H184ZM194 262V261H193ZM220 260H218V264H219ZM222 260H221V264H222ZM258 262V261H257ZM5 263V261H4ZM44 264L45 261H43ZM71 263V262H70ZM91 263V262H90ZM107 263V262H106ZM113 261L110 263L112 264ZM126 263V262H125ZM173 263V264H175ZM180 263V262H179ZM195 263V262H194ZM235 263V262H234ZM237 263V261H236ZM239 263V260H238ZM237 263V264H238ZM260 263H263L262 261ZM5 264H8L5 263ZM22 264V263H21ZM42 264V263H41ZM74 264V262H73ZM104 264V263H103ZM108 264V263H107ZM119 264H122V262ZM130 264V263H127ZM230 264V263H229ZM241 264V263H240ZM258 264V263H256Z\"/></svg>",
    "mask_w": 264,
    "mask_h": 264
},
{
    "label": "rangeland",
    "instance_id": "374dc122",
    "mask_svg": "<svg viewBox=\"0 0 264 264\" xmlns=\"http://www.w3.org/2000/svg\"><path fill=\"white\" fill-rule=\"evenodd\" d=\"M19 1V0H18ZM57 0H54V1H50L47 5H44V7H46V9L44 8L43 10H45V13H47L49 11H52L54 8H55V4ZM68 0H66L67 2ZM70 2V0L68 1ZM71 2L75 3L76 0H72ZM70 2V3H71ZM54 3V4H52ZM51 4V5H50ZM19 5L21 6V15H19V17H21L19 19V17L17 18L18 15H16L15 17H12L14 19V22L13 20H10L7 22V24L5 25V28H4V31H3V35L1 36L0 40H4L5 42H9L10 40L13 41L12 39V35L10 33V29L15 27L14 26V23L16 25V27H24V24H23V18L22 17H25L26 15L29 14L30 11H32V9H35L37 8L38 6V0H21V2L19 1ZM23 5V7H22ZM55 5V6H53ZM35 7V8H34ZM51 8V9H50ZM53 8V9H52ZM23 9V10H22ZM27 12H25V11ZM23 12V13H22ZM143 12L140 11V14H142ZM46 15V14H45ZM143 15V14H142ZM60 17H62V15L59 14ZM64 16V14H63ZM72 15H70V18L69 16L65 17V19L67 18V21L68 23L69 22H73L74 21V18L72 19L71 18ZM108 16L109 18H115L114 16V13H113V10L112 8H110L108 10ZM63 17V18H64ZM11 18V19H12ZM20 21H19V20ZM62 19V18H61ZM64 20V19H63ZM69 20H73V21H69ZM16 21V22H15ZM65 21V20H64ZM11 22V23H10ZM66 22V21H65ZM21 23V24H19ZM21 25V26H20ZM8 26V27H7ZM11 27V28H10ZM10 28V29H9ZM26 29V27H25ZM243 30V26L240 28ZM8 30V32H7ZM143 31H146V29H141ZM47 33H48V41H44L43 44L40 42L39 46H35L34 44H30L27 43L23 38H20V39H17V43L15 42L16 46L19 45V50L17 51L16 49H18L17 47H15V55L13 53L12 58V61L11 63H14L12 64L13 66L16 65V67L18 66V68H15L11 65V63H9L12 67H10V65L6 64L3 66H1L0 68V98L2 96V93L4 90H6L4 87V85H6V83L8 84V82H12V81H15L17 80L19 77H20V71H19V76L18 75V72L17 70H20L22 69L24 66H28L30 67L29 70H30V75L28 76H24L21 74V79L22 81L18 80L19 82H22L23 84L26 83L27 85H22L21 83V87L22 89H20V93L18 92L19 96L18 98V108L17 106H12L11 104H5L2 105L0 104V114L1 115H4L7 117V113H8V116L11 117L9 119H14V122L17 119L16 123L14 125V128L12 130V132H6L4 134V131H1L3 130L5 127V122L2 123L1 119H0V135H3V138H5L4 140L7 141V144L6 146H8L10 144V146H8V148H10L9 150L7 149V147L5 146L4 149H6L8 151L5 150V155H11V156H14L17 154V150H19L18 148L20 149H26V153H23L24 155L27 154L28 150H29V146H30V150L29 152L31 151V142H34L36 144H33L32 145L34 147H37L38 145L42 144V141L39 140V138H36L37 137V133H38V128H39V125L38 124H34L36 123L35 121H32L29 119L28 115L26 114H29L30 112H32L33 110L39 112V113H44V111H47V109L50 107V105L53 104V100L55 102L56 100V97H57V94L53 93V95L51 96V94L49 95L50 97V100L49 98L47 97V101L44 100L43 102L41 101L40 104H42L40 106V104L38 102H40L38 100V96L39 94H41L43 92V90L45 91L47 88H48V85H50L49 82H52L54 83L55 81L58 80V76H57V70L55 68H57L58 66H67L68 70L71 71V70H74L76 67V63H77V66H78V63L80 62V60H85L86 56L85 55H82L78 58H75L76 60H78L76 62V60L74 59V62L73 61H68V59H66L67 57L62 55L63 53H61L60 55V58L56 59L52 56V58H50L49 60V63L47 62V64L45 65V67H43L41 65V60L46 58V57H50L51 55V49L50 47L46 45H50L53 38L55 39L57 36H58V27H52L48 30H46ZM56 31V32H55ZM9 34H7V33ZM51 32H54V33H51ZM259 33H262V34H259ZM257 35L259 36H255L253 39H242L243 41H240L239 44L237 45L236 49L234 48L231 52H229L228 56H227V60H225V65H223V67L219 66L218 70H215L214 71H218L216 72L215 74L214 71L213 73H209V75L213 74V77L212 75L210 77H204V79H209L207 82L202 83L200 84V86L198 85L199 81H196L195 84H193L192 86H190L189 89H186L182 95L183 96H178V97H175L174 98V103L169 99V100H166L167 97L163 96L159 99H156L157 101L155 103H152L151 104H148L147 107H145L144 109H141L139 110L138 109V106L137 108L134 107L133 110H130L129 112H125V111H117L115 114H113L110 118V121H109V125L107 126V128L104 130L103 133L100 134L99 136V140L101 141L102 143V140L105 138V141L103 140L104 143H98L99 140H97V143L95 141V145H93L92 147L93 148H98L100 145V147H102V145L104 146V144L106 143H110L111 145L108 144V146L111 147V150H110V147L108 149V152L105 153L107 157H102L100 162L98 164H94L93 168L98 170L99 168L101 167H106L107 166V169H106V173H103L101 172L99 175L95 176H91L92 178H88V179H85V177L89 176V175H86V174H93L94 173V169H92V166L90 167L91 169V172H89L90 169H88V173H86L87 171L85 170L84 172L86 173H81V178H80V174H79V177L78 175H76L78 178H76V176L73 178L72 176H69V180L70 178L72 179L70 182L67 180L65 181L67 178H63L65 180H62L61 182L65 183V182H68L65 184V186L63 185V183H58L60 184V186L57 184V181L58 179L61 177V172L58 173V174H54L56 176H53L52 177V183L50 181H48L49 179H46L48 184L47 185L45 182V175L44 173H46L47 171H44L43 176L41 178V176L39 175L38 176V181L37 179L34 180L35 183H32V186L28 187H21L23 183H21L20 181L22 180L21 176H26V173H30L31 169H32V165L29 166L30 164H33V163H29L32 161L33 157L35 156V153H32V152H28V154H34V155H29V157H31L30 161H29V157H26L22 154L21 156L17 157L16 161H15V166H16V170H17V167H18V170L15 171V172H12V171H8V168L6 167L5 165V162H4V159H1L0 160V165H1V169H0V172H4L5 174V177L8 178L6 181L7 183H4V186L3 185H0V230L1 232H5V230H9L10 227H11V224L12 226L13 225H21L19 229V232L20 233H17L15 235V240L12 238V240H14V242L12 241L11 243V239L8 241V243H6V247L5 245H0V264H5L8 262V264H12L14 262H16L17 264H44L43 261H45L46 264H48L50 262V260H55L53 258L57 257V256H54L53 254H56V255H60L63 253H71V251H68V252H65L67 250H70V249H75V248H78V246L80 245L79 248H83L84 245L86 247H84V255L82 254L83 253V249L81 250L80 249V253L78 258L80 259H77V256H75L74 258H76L74 261L71 259L70 260H66L65 261V264H100L99 261L101 260H97L95 261L99 255L101 253H103L104 251L107 250V248L109 246H115L114 244H117L119 245L118 243H120L122 245V248L123 250L127 251L124 252L122 250V248L118 251L119 249V246L117 247V251L114 252V254H112L113 256H110L112 257L111 258V261L110 260V257L107 258V260H104L102 261L101 264H110L112 261L113 263L112 264H117V260L122 264H127V263H130V264H137L139 262H141L148 254L149 252L151 253L153 250L159 248L157 245H159L160 243L162 244L161 247H165L164 250L162 249V256L161 259L158 261L159 264H173L175 263V261H179L175 264H196V261L199 259V261L203 260L202 258L206 257V256H211V258L213 260H216L215 264H218V260H220L219 264H221V260L223 261L222 264L224 263L225 260H227V263L229 264H237L238 263V260H239V263L238 264H243L242 260L239 259L236 255H234V251H236L235 248H238L240 247V245H242V243H244V246H249L250 244V240H247L248 243L246 242V240L244 242H239V240L241 238H243V235L246 234L245 230H244V226L243 225H237L235 224V221L237 222V218L238 216H242V213H245V211H247V207L251 206V203L253 202V198H254V202L252 204L255 203V198H257V196L259 195V192L261 189H263L264 187V86L262 87V85H264V74H262L264 72V28L261 30V32H259ZM100 34H101V31H100ZM7 35V36H5ZM56 35V36H55ZM263 36V37H262ZM51 37V38H50ZM9 38V40H8ZM23 41H22V40ZM71 39V40H70ZM240 39V40H241ZM255 39V40H254ZM69 40V41H68ZM80 40L78 37H65L63 42L65 45H68V44H71L73 42H76V41ZM258 40V41H257ZM68 41V42H67ZM77 41V42H78ZM252 41V43H251ZM49 42V43H48ZM249 42V43H248ZM248 43V44H247ZM260 43V44H259ZM45 44V45H44ZM26 46V48H25ZM25 48V49H24ZM34 48V49H33ZM23 51V52H22ZM28 51V52H27ZM30 51V52H29ZM241 51V52H240ZM255 51V52H254ZM51 52V53H50ZM60 53V51H59ZM20 54V55H19ZM37 54V55H36ZM181 54V55H180ZM261 54V55H260ZM187 55V56H186ZM230 55V56H229ZM62 56V57H61ZM262 56V57H261ZM32 57V58H31ZM188 57V54L187 52L184 50V49H180L179 50V59H187ZM244 57V58H243ZM62 58V59H61ZM81 58V59H80ZM226 58V57H225ZM255 58V59H254ZM257 58V59H256ZM40 59V60H39ZM53 59V60H52ZM66 59V60H65ZM123 60L124 63H128V58L126 56H122L121 57V60ZM61 60V61H60ZM64 60V61H63ZM231 60V61H230ZM15 61V62H14ZM33 63H32V62ZM55 61V62H53ZM51 62V63H50ZM229 62H231L230 64H228ZM63 63V64H61ZM20 66H19V65ZM58 64V65H57ZM60 64V65H59ZM226 64H228V66H230V71H226L227 68L224 67L226 66ZM263 64V65H262ZM9 66V67H6V66ZM23 65V67H21ZM31 65V66H30ZM79 65H81L79 63ZM48 66V67H47ZM55 68H54V67ZM3 67V68H2ZM73 67V68H72ZM75 67V68H74ZM247 67V68H246ZM5 68V69H4ZM12 68H14L15 70H13ZM20 68V69H19ZM42 68V69H41ZM53 68V69H52ZM216 68V69H217ZM222 68V69H221ZM237 68V69H236ZM7 69V70H6ZM225 69V70H224ZM49 70V71H48ZM55 72H54V71ZM232 70V72H231ZM15 71L17 73V75H15L16 73L12 72ZM220 71V72H219ZM223 71V73H222ZM226 71V73H225ZM10 72V73H9ZM29 72V71H28ZM53 72V73H52ZM143 72V71H141ZM222 75H221V74ZM231 73V74H230ZM11 74V75H10ZM208 75V73L206 74ZM217 75V76H216ZM262 75V76H261ZM2 76V77H1ZM9 76V77H8ZM232 76V77H230ZM14 77V78H13ZM28 77V78H27ZM202 77V75H201ZM230 77V78H229ZM26 78V79H25ZM30 78V79H29ZM44 78V79H43ZM150 78V77H148ZM152 78V76H151ZM251 78V79H250ZM24 79V80H23ZM55 79V81H54ZM212 81H211V80ZM220 79V80H219ZM236 79V80H235ZM28 82H27V81ZM150 80V79H148ZM216 80V81H215ZM49 81V82H48ZM211 81V82H210ZM258 81V82H257ZM260 81V82H259ZM45 82H48V83H45ZM150 82V81H148ZM147 82V83H148ZM254 82V83H253ZM262 82V83H261ZM51 83V85H52ZM83 83H86V81H84ZM208 83V84H207ZM212 85H211V84ZM247 83V84H246ZM150 84V83H149ZM230 84V85H229ZM242 84V85H240ZM256 84V86H255ZM262 84V85H261ZM50 85V86H51ZM205 85V86H204ZM254 85V86H252ZM3 86V87H2ZM24 86V87H23ZM40 86V87H39ZM50 86L48 89H50ZM246 86V87H245ZM20 87V88H21ZM53 88V86H51ZM148 87V86H147ZM251 87V88H250ZM255 88V90L258 88L257 92L254 91L253 88ZM227 88V89H226ZM231 88V89H230ZM261 88L263 90H261ZM47 89V90H48ZM234 89V90H233ZM247 89V91H246ZM249 89V90H248ZM250 89L253 90L250 92ZM42 90V92H41ZM146 90V89H145ZM148 90V88H147ZM192 90V91H191ZM215 90V91H214ZM2 91V92H1ZM22 91V92H21ZM34 91V92H33ZM217 91V92H216ZM244 91V94L241 93ZM190 92V93H189ZM214 92V93H213ZM247 92V93H246ZM250 92V93H249ZM253 92V93H252ZM255 92V93H254ZM260 92V93H259ZM28 93V94H27ZM193 93V94H192ZM219 93V94H218ZM237 93L238 95L240 94H243V95H240L242 96V100L239 98L237 99ZM246 93V94H245ZM259 93V94H258ZM27 94V95H26ZM228 94V95H227ZM234 94V95H233ZM247 94H250V95H247ZM21 95V96H20ZM187 95V96H186ZM211 95V97H210ZM218 95V96H217ZM236 95V96H235ZM247 95V96H245ZM35 96H37L35 98ZM235 96V97H234ZM239 96V97H240ZM245 96V97H244ZM180 97V98H179ZM216 97V98H215ZM233 97L235 99H233ZM237 97V98H236ZM244 97V98H243ZM250 97V98H249ZM53 100H52V99ZM179 98L181 100L178 99V102H175L177 101L176 99ZM213 98V99H212ZM2 99V98H1ZM26 99V100H25ZM233 99V100H231ZM35 102H34V101ZM211 100V101H209ZM241 100V102H240ZM2 101V100H1ZM0 101V102H1ZM180 101V102H179ZM229 101V102H228ZM238 101V102H237ZM244 101V102H243ZM20 102V103H19ZM28 102V103H27ZM173 104H172V103ZM219 102V103H218ZM220 102H221V105H220ZM44 103V104H43ZM106 102H103L102 104H105ZM169 107L167 104H169ZM185 103V104H184ZM227 103V104H226ZM237 103V104H236ZM34 104V105H33ZM39 104V105H38ZM154 104V105H153ZM157 104V105H156ZM30 105V106H29ZM228 105V106H227ZM231 105V106H230ZM244 105V106H243ZM5 106L6 108V111H5V108H3ZM8 106V108H7ZM12 106V107H11ZM34 106V107H33ZM40 106V108H39ZM171 106V107H170ZM215 106V107H214ZM219 106V107H217ZM234 106V107H233ZM163 107V108H162ZM178 107V108H177ZM206 107V108H205ZM217 107V108H216ZM224 107V108H223ZM35 108V109H34ZM148 108V109H147ZM155 108V109H154ZM175 108V109H174ZM191 108V109H190ZM194 108V109H193ZM216 108V109H215ZM220 108V109H219ZM8 109V110H7ZM20 109V110H19ZM150 109V110H149ZM165 109V110H163ZM211 109V110H210ZM218 109V110H217ZM224 109V110H223ZM230 109V110H229ZM238 109V110H237ZM10 110V111H9ZM18 110V111H17ZM43 110V111H42ZM145 110V111H143ZM202 110V111H201ZM217 110V111H216ZM229 110V111H228ZM133 111V112H132ZM137 111V113H136ZM166 111V112H165ZM169 111V112H168ZM198 111V112H197ZM201 111V112H200ZM219 111V112H218ZM223 111V112H222ZM20 112V113H19ZM218 112V114H217ZM247 112V113H246ZM18 115H17V114ZM26 113V114H24ZM121 113V114H120ZM128 113L129 115L126 116ZM152 113V114H151ZM159 115H158V114ZM206 113V114H203ZM214 113H216L214 115ZM221 113V114H220ZM243 113V114H241ZM262 113V114H261ZM135 114V115H134ZM161 114V115H160ZM165 114V115H164ZM213 114V115H212ZM1 115H0V118H1ZM23 115V116H22ZM25 115V116H24ZM151 115V116H150ZM172 115V116H171ZM186 115V116H185ZM194 115V116H193ZM219 118H216L218 117ZM223 115V117H222ZM235 115V116H234ZM15 116V117H14ZM114 116V117H113ZM156 119H155V117ZM165 116V117H164ZM167 116V118H166ZM169 116V117H168ZM182 116V117H180ZM204 116V117H203ZM214 116V118L212 117ZM222 118H221V117ZM230 116V117H229ZM242 116V118H241ZM28 117V118H27ZM113 117V118H112ZM121 117V118H120ZM133 117V119H132ZM180 117V118H179ZM240 117V118H239ZM261 117V118H260ZM131 118V119H130ZM153 118V119H152ZM184 118V119H183ZM209 119L211 118L213 121H211V125L214 126V129L208 131V135H203L202 138L200 137L199 139L197 138L196 141L198 146L200 145H205L207 143L206 140H209V137H211V135L213 134V132L215 133V130H217L216 132H218V130H220V128H222L221 130H223V133L220 135V137H222L219 141V144L217 147H218V150L217 148H212L210 149H207L208 151L206 152V150L204 149L203 151V146H201V148L199 147H194V149L199 152H195L193 149H189L191 147H188L190 146L189 144H184L183 145H179V146H182L179 148V146L175 147V146H172V147H175L176 149L174 148H170V151L169 154H168V151L167 153L164 155V157L166 158H162L161 161L158 163H156L154 165L155 169L153 168V170L151 171L152 174L148 173L145 178L148 176V180L145 179V181L143 182L142 181V184L140 183L138 189L137 190L135 189L133 191V193L135 194H131L129 197V200H128V204L126 203L125 206L128 205V207H125L123 205H115L114 204H109L111 201V198L113 196V194L117 191V189L115 190V188H118L119 184H116V183H122L124 182L125 180H128L130 179L129 176H131V173L138 170L139 169V164H140V161L142 162V160H146L145 158H148L149 155L152 154V156L154 155V153L157 151V149H159L160 147H162L164 144L163 143H168L170 141H172L174 138H176V136L178 135L179 132H181L184 128H188V127H191L193 125H195L196 123L200 122L201 119L204 120V119ZM229 118V119H228ZM235 121H234V119ZM26 122H24L23 120ZM162 119V120H161ZM181 119V120H180ZM200 119V121H199ZM214 119H216L214 121ZM21 120V121H20ZM144 120V122H143ZM221 120V121H220ZM252 120V121H251ZM150 121V122H149ZM196 121V122H195ZM21 122V123H20ZM34 122V123H33ZM113 122V123H112ZM153 122V123H152ZM164 122V123H163ZM212 122H215V123H212ZM219 122V126L218 123ZM235 122V123H234ZM252 122V123H251ZM52 123H54V125H52ZM145 123V124H144ZM195 123V124H194ZM222 123V124H221ZM237 123V124H236ZM49 126H47V129L46 131V134L44 135L45 137L43 138V136L41 137V139L46 142V140L49 141H53V139L55 140L56 138V132H55V127L56 126V122L54 121H51L49 122ZM112 127H111V125ZM184 124V125H183ZM214 124V125H213ZM16 125V126H15ZM19 125V126H18ZM29 125V126H28ZM33 125V126H32ZM136 125V126H135ZM152 125V126H151ZM155 125V126H154ZM180 125V126H179ZM222 125V126H221ZM233 125V126H232ZM238 125V126H237ZM110 126V127H109ZM145 126V127H144ZM235 126V127H234ZM249 126V127H248ZM4 127V128H3ZM217 127H219L217 129ZM225 127V128H224ZM234 127V129L232 128ZM237 127V128H236ZM19 128V130H18ZM36 128V129H35ZM54 128V129H53ZM110 128V130H109ZM139 128V129H138ZM142 128V129H141ZM182 130H181V129ZM224 128V129H223ZM239 128V129H238ZM248 128V129H247ZM24 129V130H23ZM30 131H29V130ZM112 129V130H111ZM145 129V130H144ZM152 129V130H151ZM5 130V129H4ZM52 130L55 132H52ZM149 130V132H148ZM238 130V131H237ZM21 131V133H20ZM73 131V132H72ZM110 131V132H109ZM113 133H112V132ZM115 131V132H114ZM179 131V132H178ZM213 131V132H212ZM227 131V132H226ZM252 131V132H251ZM49 132V133H48ZM76 131L74 130H70L69 131V140L71 141H74V136L77 137V132L75 133ZM111 134V136L114 137V139L116 140L113 144V139H110V138H113L110 136L109 137V133ZM178 132V133H177ZM212 132V134H211ZM263 132V133H262ZM2 133V134H1ZM9 135H8V134ZM15 133V134H14ZM54 135H53V134ZM72 133V134H71ZM108 133V134H107ZM118 133V134H117ZM105 134V136L103 135ZM113 134V135H112ZM116 136H115V135ZM146 134V135H145ZM148 134V135H147ZM211 134V135H210ZM224 134V135H223ZM31 135V136H30ZM50 138H49V136ZM119 135V136H118ZM167 135V136H166ZM14 136V137H12ZM26 136V137H25ZM36 136V137H35ZM53 136V137H51ZM55 136V137H54ZM108 136V137H106ZM121 136H122V139H121ZM208 136V137H207ZM214 136V135H213ZM225 136V137H224ZM24 137V138H23ZM71 137L73 138V140L71 139ZM118 137V138H117ZM171 137V138H170ZM258 137V138H257ZM262 137V139H261ZM47 138V139H46ZM102 138V140H101ZM106 138H108L109 140H111L109 142V140H107ZM165 138V139H164ZM207 138V139H206ZM248 138V139H247ZM24 139V140H23ZM36 139H38L37 141H35ZM77 138H75L76 140ZM121 139V140H120ZM204 139V140H203ZM206 139V140H205ZM243 139V140H242ZM250 139V140H249ZM14 142H13V141ZM17 140V141H16ZM29 140V141H28ZM107 140V142H106ZM170 140V141H169ZM260 140H262L263 142H261ZM24 141V142H22ZM27 141V142H26ZM162 141V142H161ZM203 143H201V142ZM227 141V142H226ZM248 141V142H247ZM254 141V142H253ZM9 142V144H8ZM13 142V143H12ZM19 142V143H18ZM121 142V143H119ZM126 142V143H125ZM140 142V143H139ZM206 142V143H205ZM245 142V143H244ZM261 142V143H259ZM25 143V144H24ZM27 143V144H26ZM118 143V144H116ZM160 143V144H159ZM30 144V145H28ZM38 144V145H37ZM90 144H94L93 142L90 143ZM99 144V145H98ZM105 144V145H106ZM120 144V145H119ZM200 144V145H199ZM262 145L259 150L258 147L260 145ZM22 145V146H21ZM24 145V147H23ZM98 147H97V146ZM116 145V146H115ZM95 146V147H94ZM119 146V147H118ZM131 146V147H130ZM159 146V147H158ZM22 147V148H21ZM66 147L67 148V145L65 146H62V149L60 148V150L57 151V157H60V158H64V157H68V159H70L71 161H75V158L78 159V157L80 158L79 154H84V150H87V149H84V147L81 146V148H79V152L77 150V154L74 153L73 149H69L70 146H68V149H64ZM92 147H90L89 149H92ZM121 147V148H120ZM158 147V148H157ZM263 147V149H262ZM14 148V149H13ZM33 148V147H32ZM118 148V149H117ZM128 148V149H126ZM130 148V149H129ZM178 148V150H177ZM187 148L190 150L188 151ZM199 148V150H198ZM35 150V148H33ZM32 149V150H33ZM81 149H82V152H81ZM117 149V150H116ZM174 149V151H172ZM180 149V150H179ZM202 149V150H201ZM243 149V150H242ZM255 151H254V150ZM260 149H262V152H263V158L261 159V161L259 163H261V165L259 166L258 164H254V162L252 163L251 160H255L254 156L257 155L256 153H258V151H261ZM64 152H62V151ZM72 150V151H71ZM125 150V151H124ZM127 150V151H126ZM61 151V153L59 152ZM71 151V152H70ZM110 151V153H109ZM114 151V152H113ZM117 151V152H116ZM194 151V152H192ZM201 151V152H200ZM219 151V152H218ZM227 151V152H226ZM16 152V153H15ZM68 152V153H67ZM178 154H176V153ZM180 154H179V153ZM187 152V153H186ZM256 152V153H254ZM7 153V154H6ZM59 153V154H58ZM67 153V156H65L64 154ZM72 153V154H71ZM173 153V154H172ZM208 153V154H206ZM212 153V154H211ZM233 153V155L231 154ZM251 153V154H250ZM72 155L73 157H71L70 155ZM78 156H76V155ZM83 154L81 155V157L83 156ZM111 154L113 156H111ZM168 154V155H167ZM197 154V155H196ZM231 154V156H230ZM253 154H255L254 156H252ZM59 155V156H58ZM62 157H61V156ZM64 155V156H63ZM71 157H69V156ZM180 155V157H179ZM183 155V156H181ZM195 155V157H194ZM210 155V156H208ZM147 156V157H145ZM178 156V157H177ZM191 156V157H190ZM193 156V157H192ZM21 157H23L21 159ZM145 157V158H144ZM151 157V156H150ZM176 157V158H175ZM238 157V158H237ZM254 159H253V158ZM20 158V160L18 159ZM27 158H28V163L26 162L27 161ZM105 158V160H104ZM170 158V159H169ZM198 158V159H197ZM201 158V159H200ZM207 158V160H206ZM241 160H240V159ZM252 158V159H250ZM25 159V160H23ZM73 159V160H72ZM180 159V160H179ZM182 159V160H181ZM193 159V160H192ZM200 159V160H199ZM236 159V160H235ZM250 159V160H249ZM123 162H122V161ZM172 160V161H170ZM178 160V162H177ZM243 160V161H242ZM250 162H248V161ZM121 161V162H120ZM174 161V162H173ZM181 161V162H180ZM236 161V162H235ZM4 162V163H3ZM105 164V165H103ZM169 162V163H167ZM192 162V163H191ZM193 162H194V165H193ZM201 162V163H200ZM204 162V164H203ZM233 162V163H232ZM247 162V163H246ZM101 163V164H100ZM178 163V164H177ZM181 163V164H180ZM208 165H207V164ZM231 163V164H230ZM243 163L245 164H248L251 165L253 164L255 166V171H256V168H257V172L255 173L254 170H251V174L249 173V175H245L243 174V170L240 169V167L243 168V166H245V164L243 165ZM263 163V164H262ZM29 164V165H27ZM58 164L57 163V166L56 168L58 167ZM172 164V165H171ZM196 164H198L196 166ZM132 167H131V166ZM136 165V166H135ZM241 165V166H240ZM258 165V166H257ZM98 168H96V167ZM101 166V167H100ZM110 166V167H109ZM112 166V167H111ZM157 166V167H156ZM168 168H167V167ZM170 166V168H169ZM178 166V167H177ZM192 166V167H191ZM257 166V167H256ZM29 167V169H28ZM31 167V168H30ZM210 167V168H209ZM251 167L252 169L254 168L253 166H249ZM21 168V169H20ZM23 168V169H22ZM136 168V169H135ZM164 168V169H163ZM192 168V169H191ZM3 169V171H2ZM6 169L8 172H6ZM26 173H25V171ZM28 169V170H27ZM169 169V170H168ZM187 169V170H186ZM207 169V170H206ZM261 169V170H260ZM23 170V171H22ZM110 170V171H109ZM18 171H22L21 174L18 172ZM29 171V172H27ZM120 171V172H119ZM129 171V172H128ZM167 171V172H165ZM254 172V176L249 179L248 177H250V175L253 174ZM96 172V171H95ZM117 172V173H115ZM131 172V173H130ZM138 172V171H136ZM165 172V173H164ZM7 173V174H6ZM15 173V174H13ZM17 173V174H16ZM114 173V174H112ZM126 173V174H125ZM130 173V174H128ZM167 173V174H166ZM170 173V174H169ZM171 173H173L171 175ZM11 174V175H10ZM25 174V175H24ZM27 174V175H28ZM60 174V175H59ZM83 174V175H82ZM110 174L112 177H110ZM125 174V175H124ZM169 174V176L167 177V175ZM183 174V175H182ZM154 175V176H153ZM10 176V178H9ZM59 176V177H58ZM83 176V177H82ZM85 176V177H84ZM95 176V177H94ZM99 176V177H98ZM125 180L123 177H125ZM171 176V177H170ZM174 176V177H173ZM176 176V177H175ZM184 176V177H183ZM196 176V177H195ZM98 177V178H97ZM129 177V178H128ZM165 177V178H163ZM192 177V178H191ZM194 177V178H193ZM227 177V178H226ZM231 177V178H230ZM236 179V182H240V181H245V183L249 184L251 183V185H248L250 187H247L246 185V188L248 191H245V193H243V195L239 196L240 198L235 202V205L233 206V210L230 212V211H226L224 216L226 218H222V220L220 221V217H219V221L218 222V219H209L207 218L206 215H209L210 213L213 212L214 209H216V205L218 206V203L220 202V199L223 200V196H225L223 192H227L228 189H231L232 187H229V188H226L227 191H223V188L225 187H228V184L229 186H231V184L233 183H236L234 181L235 178ZM21 179L19 182L17 179ZM41 178V181L39 180ZM44 178V179H43ZM54 178V179H53ZM57 178V180L55 179ZM85 179V181H83L82 179ZM96 178V179H94ZM117 178V179H116ZM121 178V179H120ZM157 178V179H156ZM170 180H169V179ZM173 178V179H172ZM188 178V179H186ZM230 178V180H229ZM246 178V179H244ZM253 178V179H252ZM10 179V180H9ZM75 179V180H74ZM81 179V180H80ZM94 179V182H92ZM119 179V180H118ZM123 179V180H122ZM163 179V180H162ZM169 181H168V180ZM221 179V180H220ZM14 180V181H13ZM43 180V183H41ZM74 180V181H73ZM90 180V181H89ZM101 180V181H100ZM105 180V181H104ZM107 180V181H106ZM114 180V181H113ZM230 182H229V181ZM45 181V182H44ZM54 181V183H53ZM82 181V182H81ZM88 184H87V182ZM111 181V182H110ZM117 181V182H116ZM122 181V182H121ZM168 182L166 183L167 185H165L163 187V183L164 182ZM242 181V182H243ZM18 184H17V183ZM36 182H37V185L40 184V185H36ZM40 182V183H39ZM75 182V183H74ZM79 182V183H78ZM82 184H81V183ZM109 182V183H108ZM226 182V183H225ZM11 183V185H15V187H11V185L9 184ZM19 183H21V186L19 185ZM74 183V185H73ZM78 183V184H77ZM159 183V184H158ZM162 183V184H161ZM197 183V184H196ZM218 183V184H217ZM262 183V184H261ZM45 184V185H44ZM62 184V185H61ZM108 184V185H107ZM112 184V185H111ZM180 184V185H179ZM220 184V185H219ZM9 185V186H8ZM16 185H17V188H16ZM35 185V186H34ZM51 185V186H50ZM56 185V186H55ZM69 185V186H68ZM72 185V187H71ZM100 185V186H99ZM117 185V186H115ZM157 185L161 186V190H160V187H158ZM227 185V186H225ZM253 185V186H252ZM104 186V187H103ZM110 186V187H109ZM113 186V187H112ZM183 186V187H182ZM19 187V188H18ZM36 187V188H35ZM40 187V188H39ZM53 187V188H52ZM62 187V188H61ZM67 187H70L69 189L71 190H68ZM74 187V188H73ZM147 187V188H146ZM170 188V189H166V188ZM188 187V188H187ZM6 188V189H5ZM21 188V189H20ZM24 188V189H23ZM30 188H33V189H30ZM59 188V189H58ZM61 188V189H60ZM90 188V189H89ZM105 188V189H104ZM142 188V189H141ZM222 188V190H221ZM249 188V189H248ZM15 189V190H14ZM20 191H18V190ZM26 189V191H25ZM35 189V190H34ZM48 189V190H47ZM66 189V190H65ZM158 189V190H157ZM165 189V190H164ZM182 189V190H181ZM187 189V190H186ZM8 190V191H7ZM12 190V191H11ZM28 190H33V195L30 196V194L27 195V192ZM87 190V192H86ZM106 190V191H105ZM110 190V192H109ZM143 190V191H142ZM146 190V191H145ZM30 191V192H31ZM55 191V192H54ZM165 191V192H164ZM220 191H222V193H220ZM257 191V192H256ZM10 192V193H9ZM21 192L22 193H26L24 194L23 197H26V196H29L28 200L25 198L23 199V201H21V198H19L20 200H18V196L20 197L21 196ZM31 192V193H32ZM39 192V193H38ZM95 192V193H94ZM109 192V193H107ZM213 192V193H212ZM256 192V193H255ZM3 193V194H1ZM8 193V194H7ZM38 193V194H37ZM49 195H48V194ZM63 193V194H62ZM146 193V194H145ZM153 195H152V194ZM176 195H175V194ZM20 194V195H19ZM110 196H108V195ZM137 194V195H136ZM222 195L220 197V195ZM246 196H245V195ZM9 195V196H8ZM26 195V196H25ZM43 195V196H42ZM78 195V196H77ZM106 195V196H105ZM207 195V196H206ZM214 197H213V196ZM249 195V197H248ZM4 196V197H3ZM107 196H108V200L109 202L106 204V203H103V202H107ZM144 196V198H143ZM217 196H218V200H217ZM53 197V198H52ZM84 197V198H83ZM100 197V198H99ZM101 197H104L103 199H106V201H102L101 203V206L103 207L104 204H106V206L110 205L112 207H110V212L111 214H109L102 222L101 224V227H99L98 229H93V228H87L85 230V233L84 235H82V237H80L82 240H80V238L78 239V242L76 241L77 238L75 239L76 242L74 241H71L72 243L74 242V247L71 246L72 244H70V239H69V236H68V233L66 232H62L60 234V231L58 230V226H55L57 225L56 224V221L62 217H67L68 220H71L70 221V224L72 225L71 222H75L76 220V214L77 213H80V212H85L86 210H88L90 207H91V203L93 204L96 200L95 199H102ZM147 197V198H146ZM151 197V198H150ZM242 197V199H241ZM8 198V199H7ZM17 198V199H16ZM30 198H32L30 200ZM223 198V199H222ZM14 199V200H12ZM102 199V200H103ZM132 199V200H131ZM171 199V200H170ZM200 199V200H199ZM206 199V200H205ZM18 200V201H17ZM35 200V201H34ZM40 200V201H39ZM73 200V201H72ZM153 200V201H152ZM198 200V201H197ZM204 200V202L207 203V208L204 206V209L209 212H205V211H198L197 210V216L195 215L194 211L192 210L193 206L196 207V203L200 202ZM215 200V201H214ZM241 200V201H240ZM13 201V202H11ZM21 201V203L19 202ZM26 201V203L24 202ZM29 201V202H28ZM34 201V203H33ZM211 201V202H210ZM10 202V204H9ZM24 202L25 205H20ZM43 202V203H42ZM84 202V203H83ZM142 202V203H141ZM151 202V203H150ZM193 202V203H192ZM213 202V203H212ZM218 202V203H216ZM11 203H15L14 205H12ZM18 203V204H17ZM62 203V204H60ZM138 203V204H137ZM205 203V204H206ZM209 203V204H208ZM237 203V205H236ZM264 203V202H263ZM261 203V205L259 204L258 206V219H262V216H264L263 214V209H264V204ZM3 204V205H2ZM30 204V205H29ZM40 204V205H39ZM48 206H47V205ZM152 204V205H151ZM250 204V205H249ZM10 205H11V208H10ZM18 205V206H17ZM19 205L21 207H19ZM33 205V206H32ZM142 205V206H141ZM161 205V206H160ZM209 205V206H208ZM255 205H257L255 203ZM14 206V207H13ZM27 206V207H26ZM88 206V207H87ZM117 206V207H116ZM135 206V207H134ZM138 206V207H137ZM149 206V207H148ZM214 206V207H213ZM247 206V207H246ZM38 207V208H37ZM64 207V208H63ZM105 207V206H104ZM248 207V208H249ZM257 207V206H256ZM87 208V209H86ZM112 208V209H111ZM122 208V209H121ZM142 208V209H141ZM157 208V209H156ZM173 208V209H172ZM192 208V209H191ZM210 208V210H209ZM212 208V209H211ZM22 209V210H21ZM65 209V210H64ZM69 209H72L71 211ZM114 209V210H113ZM116 209V210H115ZM196 210V208H194ZM21 210V211H20ZM32 210V211H31ZM40 210V211H39ZM46 210V211H45ZM67 210V211H66ZM71 214H69L70 212ZM75 210V215H74V211ZM164 210V211H162ZM189 210V211H188ZM212 210V212H211ZM245 210V211H244ZM261 210V211H260ZM10 211V212H9ZM26 211V212H25ZM36 211V212H35ZM78 211V212H77ZM114 211V212H113ZM137 211V212H136ZM179 211V212H178ZM188 211V212H187ZM167 212V214H166ZM178 212V213H177ZM182 212V213H181ZM198 212L200 213H204L205 214L201 216V214H199ZM9 213V214H8ZM42 213V214H41ZM140 213V214H139ZM163 213H165V216L163 217ZM171 213V214H170ZM175 213V214H174ZM209 213V214H208ZM241 213V214H240ZM259 213H261L260 216ZM60 214V215H59ZM162 216H161V215ZM178 214V215H177ZM192 214V215H191ZM239 214V215H237ZM17 215V216H16ZM25 215V216H24ZM40 215V216H39ZM67 215V216H66ZM112 215V216H111ZM152 215V216H151ZM159 216V218L157 219V217ZM175 217H174V216ZM11 216H14L13 218ZM20 216V217H19ZM33 216V217H32ZM62 216V217H61ZM162 219H160L161 217ZM195 216V217H194ZM237 216V217H236ZM11 217V221H10V218ZM23 217V218H22ZM44 217V218H43ZM70 217V218H69ZM110 217V218H109ZM118 217V218H117ZM166 218H170L171 220H168V219H165ZM199 217V218H198ZM205 217V219H204ZM236 217V218H235ZM260 217V218H259ZM57 218V219H56ZM73 220H72V219ZM113 218V219H112ZM201 218V220H200ZM56 219V220H55ZM156 220L154 222V220ZM160 219V220H159ZM206 222V219H207V222L205 224L204 220ZM209 219V220H208ZM235 219V221H234ZM4 220V222H3ZM7 220V222H6ZM14 220V221H13ZM55 220V221H54ZM167 220V222H166ZM199 220V221H198ZM203 220V223L201 222ZM212 220L216 223L213 224ZM31 221V222H30ZM51 221V222H50ZM107 221V222H106ZM150 221V223H149ZM161 222L160 224L158 222ZM170 221V223L168 222ZM198 221V222H197ZM208 221H211L210 223L212 224V227L211 225H209L210 223H208ZM234 221V222H233ZM20 224H19V223ZM26 222V224H24ZM55 222V223H54ZM144 222V223H143ZM166 222V224L164 223ZM233 222V224H232ZM17 223V224H16ZM54 223V224H53ZM149 223V224H148ZM161 225L160 229L157 230V228L159 226H157V224ZM174 223V224H173ZM180 223V224H179ZM194 223V224H193ZM200 223V224H199ZM4 224V225H3ZM22 224H24L22 226ZM28 224V225H27ZM30 224V225H29ZM35 224V225H34ZM53 224V225H52ZM148 224V225H146ZM156 224V225H155ZM169 224V225H168ZM199 225V227H201V224L204 225L206 228L204 229V226L203 228L201 227V232L204 230V231H210L209 235L207 232H204L205 233V236L203 235V240H199L198 244H196L197 246H195V244L193 243L192 244V241H191V244H190V240L191 238L190 237H193V234L192 232H194V227ZM209 226H208V225ZM235 224V226H234ZM53 227H52V226ZM79 224H77L78 226ZM166 225V226H164ZM195 225V226H194ZM2 226V227H1ZM6 226V227H5ZM25 226V227H24ZM28 226V227H27ZM50 226V227H49ZM74 226V225H73ZM76 226V225H75ZM80 226V225H79ZM78 226V228H80ZM142 226V227H141ZM164 226V228H163ZM178 226V227H177ZM193 226V228H192ZM231 227V229L235 228V230H237L238 227V230H237V235L236 236H232L231 235V230L229 227ZM238 226V227H237ZM243 226V227H242ZM57 227V228H56ZM135 227V228H134ZM150 227V228H149ZM152 227V230L149 231ZM154 227H157V228H154ZM170 227V228H168ZM210 229H209V228ZM24 228V229H23ZM53 228V229H51ZM74 228V230L77 229V227H72ZM103 228V229H102ZM140 228V229H139ZM163 228V229H162ZM173 230H172V229ZM184 228V229H183ZM5 229V230H4ZM29 229V230H28ZM34 229V230H33ZM47 229V230H45ZM56 229V230H55ZM90 229V230H89ZM147 229V230H146ZM227 229V230H226ZM232 229V230H233ZM240 229V230H239ZM262 229V237L264 238V229L261 227L260 230ZM53 232H52V231ZM95 230V231H93ZM131 230V231H130ZM137 230V231H136ZM141 230V231H140ZM156 230V231H155ZM55 231V233H54ZM58 231V232H57ZM93 231V232H92ZM165 231V232H164ZM178 231V233L176 232ZM0 232V236L3 234ZM50 232V234H49ZM53 234H57L56 236H52V240L51 242H49L48 244V248L51 249V252H50V249H48V257L46 255V257L44 256V259L47 258V259H43V255L40 254V248H36L32 250L31 248V243L32 242H38V241H42L44 239H46V237H48L49 235L51 236L52 233ZM151 232V234L149 233ZM212 232V233H211ZM215 232V233H214ZM229 232V233H228ZM95 233V235H94ZM130 233V234H129ZM155 233V234H154ZM162 233V234H161ZM181 233V235H180ZM259 233V234H261ZM39 234V235H38ZM49 234V235H48ZM60 234V235H59ZM62 234L66 235V240L67 242H70V243H67L69 244V246H67L66 244V241H65V236H63ZM92 234V235H91ZM134 234V235H133ZM142 234V235H141ZM146 234V235H145ZM150 234V235H149ZM215 236H214V235ZM228 234V235H227ZM231 236H230V235ZM21 235V236H20ZM33 235V236H32ZM48 235V236H47ZM70 235V233H69ZM99 235V236H98ZM131 235L134 236V239H131ZM145 235V236H144ZM149 235V236H148ZM168 235V236H167ZM170 235V236H169ZM176 235H178L179 237H177ZM240 235L241 238L239 237ZM250 234L248 235H245V236H249ZM20 236V237H19ZM36 236V237H34ZM42 236H45V237H42ZM59 236L62 237L59 238ZM118 236V237H117ZM128 236V237H127ZM153 236V237H152ZM239 238H238V237ZM22 237V238H21ZM56 237V238H54ZM64 237V238H63ZM96 237V238H95ZM137 237V238H135ZM143 237V238H141ZM146 237V238H145ZM151 237V238H150ZM161 237V238H159ZM168 237V239H167ZM177 237V238H176ZM20 240H18V239ZM32 238V239H31ZM39 238V240H38ZM43 238V239H41ZM54 238V239H53ZM140 238V239H139ZM179 240L177 241L176 239ZM186 240H185V239ZM233 240H231V239ZM235 238H236V241H235ZM250 238V237H249ZM25 239V240H24ZM28 239V240H27ZM33 239H35L33 241ZM56 239V240H55ZM130 239V240H129ZM149 241L147 243V241ZM153 239V240H151ZM167 239L165 242H167L166 244H169L167 246H165V244H163L162 242H164V240ZM172 239L174 242L176 243H179L180 246H178V244L172 242ZM176 241H175V240ZM188 239H190L188 241ZM225 239V240H223ZM239 239V240H238ZM17 240V241H16ZM31 240V242H29ZM55 240V242L53 241ZM60 240L61 242L63 241L64 244L60 243ZM90 240V241H89ZM93 240V241H91ZM124 242L123 244L126 245V246H123V244L121 242ZM135 240V241H134ZM136 240H137V244L139 245H136ZM142 240V241H141ZM150 240L152 242H150ZM170 240V241H169ZM183 240V241H182ZM27 241V242H26ZM80 241H82V245L80 243ZM132 241V243L130 244V242ZM139 241V242H138ZM182 241V243H180ZM188 241V242H187ZM57 242V243H56ZM171 242V243H170ZM202 242V243H201ZM216 242V243H215ZM245 242H246V245H245ZM28 243V246L26 247ZM53 243V244H52ZM59 243V244H58ZM76 243V244H75ZM80 243V244H79ZM92 243V244H91ZM95 243V244H94ZM114 243V244H113ZM236 243V244H235ZM1 244V243H0ZM15 244V245H14ZM51 244L53 245V247L51 246ZM54 244L56 245V248L54 247ZM57 244H58V247H57ZM62 244V245H61ZM87 244V245H86ZM142 246H141V245ZM146 244V245H145ZM173 244V245H172ZM185 244V248H188V249H185L183 247V245ZM221 244V245H220ZM8 245V246H7ZM18 245V246H17ZM25 247H23V246ZM61 245V246H59ZM64 245V246H63ZM76 245V247H75ZM90 245V246H88ZM94 245V246H93ZM130 245V246H129ZM149 245V246H148ZM153 246H157L156 248L152 247ZM182 245V247H181ZM194 247H192V246ZM200 245V246H199ZM237 245V246H236ZM11 246V247H9ZM21 246V247H20ZM71 246V247H70ZM171 246H176L175 248L171 247L172 251H168L169 248ZM186 246H189V247H186ZM215 246V247H214ZM5 247V248H4ZM23 247V249H22ZM64 247V248H62ZM127 247V248H126ZM129 247V248H128ZM146 249H145V248ZM151 247V248H150ZM181 247V248H180ZM26 248H30V252L28 250H26V253L25 255L24 254V251ZM62 250V251H60ZM68 248V249H67ZM78 248V249H79ZM90 248V249H89ZM110 248V247H109ZM125 248V249H124ZM142 248V249H141ZM182 248H184V250H181ZM56 249V250H55ZM67 249V250H66ZM74 249L72 250V252L74 251ZM131 249V250H130ZM150 249V250H148ZM153 249V250H152ZM194 249V250H193ZM232 249H235V250H232ZM20 250H23V251H20ZM32 250V251H31ZM36 250V251H34ZM38 250V251H37ZM54 250V251H52ZM60 252V254L58 253H55L56 251ZM94 250V251H93ZM104 250V251H103ZM134 250V251H133ZM141 250V251H140ZM145 250V251H144ZM174 250V251H173ZM189 250V251H187ZM232 251V253L230 251ZM17 254H15L16 252ZM20 251V252H18ZM64 251V252H63ZM123 251V252H122ZM144 251V252H142ZM179 251V252H178ZM14 252V253H13ZM22 252V255L20 254ZM36 254H35V253ZM39 252V253H38ZM135 252V254H134ZM137 252V253H136ZM142 252V253H141ZM169 252V253H168ZM178 252V253H177ZM234 252V253H233ZM132 253V254H131ZM144 253V254H143ZM230 253V254H229ZM29 254V255H28ZM40 254V255H38ZM147 254V255H146ZM222 254V255H221ZM229 255L228 258L225 256V255ZM233 254V255H232ZM21 255L23 256V258H21V260L18 258V256ZM28 255V256H27ZM32 255V256H31ZM37 255V256H36ZM53 255V256H52ZM82 255V256H81ZM176 255V257H175ZM232 255V256H231ZM30 258H27L29 257ZM42 256V257H41ZM59 256V257H60ZM81 256V257H80ZM96 256V257H95ZM98 256V257H97ZM129 256V257H128ZM131 256V258H130ZM135 256V257H134ZM144 256V258L142 257ZM165 256V257H164ZM174 256V258H173ZM222 256V257H221ZM225 256V259H221V258H224ZM231 256V258H235L234 259H238L236 261L234 259H231L229 258ZM17 259L15 261V259ZM38 257V259H37ZM53 257V258H52ZM140 257V258H139ZM202 257V258H201ZM215 257V258H214ZM9 258V259H8ZM24 258H25V261H24ZM35 259L36 261L34 262L33 259ZM51 258V259H50ZM115 258V259H114ZM227 258V259H226ZM4 259V260H3ZM27 259V260H26ZM29 259V260H28ZM41 259V260H40ZM43 259V260H42ZM58 259V257H57ZM70 259V258H69ZM93 259V260H92ZM117 259V260H116ZM125 259V261H124ZM127 259V260H126ZM140 259V260H139ZM172 259V260H171ZM49 260V262L47 261ZM76 260H80V261H76ZM116 260V261H115ZM175 260L173 263L171 261ZM196 260V261H195ZM229 260V261H228ZM263 263H260L261 261ZM5 261V263H4ZM9 261H12L9 262ZM40 261V262H39ZM68 261V262H67ZM76 261V262H75ZM93 261H95L94 263H92ZM107 263H106V262ZM115 261V262H114ZM138 261V262H137ZM185 261V262H184ZM195 263H194V262ZM258 261V262H257ZM256 261V263L258 264H264V256H263V260H262V256L261 258H259L258 260ZM67 262V263H66ZM91 262V263H90ZM99 262V263H97ZM118 262V264H119ZM126 262V263H125ZM235 262V263H234ZM64 264V262H62ZM255 263V264H256ZM225 264H226V261H225Z\"/></svg>",
    "mask_w": 264,
    "mask_h": 264
}]
</instances>
